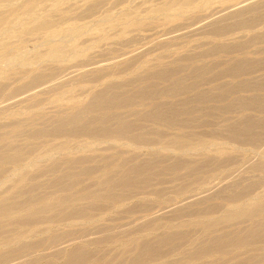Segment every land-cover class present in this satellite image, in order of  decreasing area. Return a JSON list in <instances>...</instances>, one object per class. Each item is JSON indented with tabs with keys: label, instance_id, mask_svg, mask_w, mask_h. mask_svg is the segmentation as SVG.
Here are the masks:
<instances>
[{
	"label": "rangeland",
	"instance_id": "obj_1",
	"mask_svg": "<svg viewBox=\"0 0 264 264\" xmlns=\"http://www.w3.org/2000/svg\"><path fill=\"white\" fill-rule=\"evenodd\" d=\"M102 1L103 0H99L98 4L96 5L97 7L92 9V10H95L92 12L96 13L98 11L97 14L93 13L94 14L93 16H92V13L83 14L82 16H80V19L82 17L84 18V19L82 18L83 20L82 19L80 20L79 16H77L78 19H75L74 21L78 24H84L88 32H91V31L96 30V29H103V30L105 29V31H107L110 35H112L115 33V31H114L115 29H110L108 27V25H110L112 21L107 16V13L110 14V12H111V15L115 14V16H117L118 15L117 11H119L121 6H123V7H121L120 10H125V8H126V10H128L129 8H130L129 10H131V7L133 10L137 5H139L138 0H126V1L125 0H122V1L119 0L121 2L120 5L116 4L118 0H116V1L114 0L116 3L115 2L113 3L112 0H108L109 2L107 0L106 1L104 0L103 2ZM150 1L151 0L148 1V5H153V4H151ZM154 1H152V3H154V4H155V2H156V4H158L159 2H161V3L164 2V0H161V1L156 0L155 2ZM214 1H216V0H214ZM149 2H150V4H149ZM103 3L105 4V6ZM135 3H137V5ZM209 4L210 3H207L206 6H208ZM214 4L218 5L219 3L218 2L212 3L210 5V8L208 7L206 9H204L205 10L204 13L200 14V12L204 11V10H200V11H198L199 13L196 12L195 14H193V13L192 14H190V13L185 14V15H183L184 17L182 16V18L180 17L179 19H177L175 21L176 23L170 24V26L166 25L165 29L168 27H169V29H166V31L168 30V32L165 34H168V35H164L165 29H163L164 32L161 31V33H159V34L157 33L155 36L150 37L151 39H144L145 41L143 39H142L143 41H141V39H137L139 41H136L135 38H134V40L132 38H131L132 40L128 39L129 41L123 40L129 44L131 42L130 45H132V46H129V44L126 45V43H125V46H123L124 45L123 41H119V42L115 41L117 44L122 42V46L120 45L121 43L118 44L119 46L114 45V43H115L114 41H113L114 43L112 45L111 44L112 40H110L111 42L109 41V43L105 46L108 49H110L107 54L103 53V54H101V56H98V57H95L92 59H85V61L81 59L82 63H80L81 60H79L80 62L77 60V63L76 62L74 63V68L72 67V70L69 69V71L71 70L70 72H68L67 70H65L63 68H62L63 70L62 69H56L57 67L50 68L51 66L49 67V64H46V65L43 64L44 66L42 65L41 66L42 68H39L41 70L34 71V73L33 72L29 73V75L27 74V76L26 75L22 76L21 77L22 79L21 80L19 79L17 82H13L11 84V82L14 81V79H11L9 81L10 85H8L9 83L6 86L4 84H0V86H1L0 87V110H1L0 114H2V115H0V137H1L0 138L1 139L0 144H2V142L4 144L6 143L5 145L2 144L4 146L0 145L1 146L0 147V155L2 154L5 156V155H9V154L13 155L14 153L17 154V156L19 157V161L16 163V166L18 165L19 167L17 166L16 168L22 169V173H23L21 176V179L17 180V178L13 176V173H14L13 169H15V167L14 166L11 167V164L10 165L6 164V163H10V162H5L4 160H2V161H4V163H2L0 161V183H1L0 189L3 190V188L5 187L3 192L0 191V192H2L0 195V199L4 200V196L6 198L9 197V198H7L8 200L5 199L7 201L4 200V203H5V205L8 204L7 206H10L12 208L11 209L10 207H7V208H10L12 210V211H10L11 213L9 212L8 215L6 214L2 217L0 216V222H1L0 223V256L3 254L4 255L6 254L5 256L0 257V262L2 261V263H0V264H6V263H8L7 261H11L12 264H69V262H71L70 260L73 259L70 256V253H71L70 251L73 252L75 250L78 251L79 254H81L84 251L83 254H81L79 256V257H83V258L80 259L79 257H77L79 254L77 255V252L75 251L77 256L74 255L75 252H73L72 254L75 256V258L77 257L76 259L80 260V262L75 261L76 259L74 258L75 260L73 259L74 260V261H72L73 263L71 262L70 264H83V263L84 264H130V263L131 264H134V263L145 264L147 261H148V263H146V264H155V263L156 264H164L165 261H169V260H171L172 262L169 261V262H167V264H173V263L174 264H180V263L183 264L185 261L187 262L186 264H247V263L251 264V262H252V264H264V244H262V243H264L263 242L264 241V235H263L264 234V211H263L264 208H263V210H261V214L259 211V214H256L257 212H255L253 214L255 216H253V215L251 216V217H255V218L251 219L249 217L250 218L249 219L248 217H244L245 218L244 221L242 220L243 218H241L240 221H238L239 219L237 221L234 220L236 223L234 221H232L231 223H227L228 228L225 227V229L223 226H225L226 224H224V225L222 224V225H220L221 227H217L218 230L220 229L219 231L217 230V228L214 229V230H217L216 232L214 230H209V234H208V231H206L205 227H204V226H207L205 224L210 223L208 221H214V219L220 217L219 216L220 213H221V215H223L224 213L231 210L232 207H237V208H240L242 210L245 207H246L245 209L249 208L248 206H254V207L257 205L260 206V204L264 201V164H263V162H264V158H263L264 157V155H263L264 149H262V147L264 148V122H263V120H264V110H263V108H264V51L263 50H264V48L262 49V46L264 47V35H263L264 34V31H263L264 30V21L262 20V18L264 19V17H263L264 11H262V10H264V9H260L262 7L261 5H263V4H260V6H261L260 8H259V5H258V7H255L256 9L254 7H252L253 11L252 10H250V11L245 10V12L246 11L247 12L246 13L244 12V15L249 16L248 19L247 18H244V19H247L249 22L252 21V23H254V26H252L253 24L250 22L252 24L251 25L252 28L248 27L249 25L246 26L247 28H245L244 26L239 27L238 23L240 22V25H241V23H244L245 20L243 21L242 18L244 16L240 15L241 13H238V14H235L234 17H233V15L232 16L229 15V17L227 18V15H226V18L228 20H229V18L231 20V17H232L231 22H230V20H229V22L225 21L226 23H229V24L230 23L232 24V21L236 22V20H233V18L238 19L240 17L239 18L240 21L236 22L237 24L235 22H233V25H231L232 28L230 27V25L227 24L231 28L230 29L228 27V31L226 28L227 26L224 24V20L222 19V18L225 19L224 16L221 17V19L223 20V21L221 20V22H223V24L221 22H219V23L217 22V19H220V18H218L219 16H216L217 18H215L214 16L211 17L212 20H213V18L216 20V24H218L217 26H216V24H214L215 21L213 23V22H211L212 20L207 17L208 20L210 19V22L205 21L204 24L207 23L205 25V27L207 28V25H208V28H209L213 25L212 27L214 28V30H211V28H212L211 27L210 31L207 28L209 32L207 30H206L207 31L206 32V31H204L206 28H203L204 24H202L204 21L203 20L204 19L203 14H205L206 12L209 13L211 8H212L211 6H213ZM133 5H136V6H133ZM108 6H114L113 10H112V7H110L111 8L110 9V8H108ZM127 7H128V9H127ZM137 7H139V6H137ZM142 7H143V5H141L139 7L140 9L135 8L136 10L134 9L135 10L134 12H139V10L141 11L143 9ZM97 8H98V10H97ZM105 8H108L109 10L105 9ZM263 8H264V5H263ZM103 9H105V10H103ZM258 9H260V12H258ZM254 10H257V11L254 12ZM106 11H107V13H106ZM100 12L103 14H101ZM253 12L257 13V14H254ZM104 13L106 14L107 17L104 15ZM260 13H262L263 15ZM99 14H100V16H99ZM85 15H86V17H88V18H86V20H85ZM186 15H188V16H186ZM193 15H195V16L197 15L196 16L197 18H195ZM236 15H239V16L237 17ZM95 16L96 17L98 16L99 18H96ZM198 16H201L202 19H201V17H198ZM248 16H246V17H248ZM251 16H252V18L255 17V20L253 19L254 21H256V19L258 17H260V18L257 19V22H254L251 19ZM74 17H76V16H74ZM93 17H94V19H93ZM188 17L190 19H191V17H192V19L195 18L196 21H198L200 19L201 22L198 21V25L200 23V25H202L203 27H201L200 25L196 27V25H197V24L195 25L196 21L193 22V24L190 23V22L194 21L195 19L183 21L184 18L188 19ZM95 18L97 19V21H95L96 20ZM207 18H205V19L207 20ZM98 19H99V21H98ZM100 19H103V20H100ZM227 19H225V20H227ZM241 19H242V21H241ZM249 19H251V20H249ZM105 20H108V21L106 22ZM181 20L184 23L189 24L188 29L186 28L187 26L184 24L186 26V27L184 26L186 28L185 29L186 31L183 30L184 29L183 27H182V30L180 28L178 29V27L180 25L183 26V24H180L177 22V21L181 22ZM247 20H246V23H248ZM183 22H181V23H183ZM258 22H260V24ZM208 23H211V24L209 25ZM220 24H222L225 27V29ZM171 25L172 26L173 25L174 26L179 25L178 27H176L177 30H175L174 26L172 27V28H174L173 31H175L174 35H173V31L169 32L172 29V28L170 29ZM191 25H192V27L194 26L195 28H199L198 30L196 29L197 32L202 28V31L204 33L200 32L201 31L200 30L199 34H197L195 31V28L192 30ZM214 26L217 27L216 28L217 31H215ZM218 26H221L223 29L221 30V27L219 28ZM233 26H234V28H233ZM242 27H244V28H242ZM190 29L192 30L191 34H190L191 36H188L189 34H187L186 32L189 30L188 33H190ZM179 30L181 32L185 31V33L181 34V33H179L180 32ZM259 30H260V32H262V33H259L260 36H259V34H257V32ZM177 31H179V32H177ZM213 31L217 32L214 37H213V35L211 36L212 33H210ZM192 32L194 33L193 35H192ZM215 32H213V34ZM176 34H178L180 37L179 36L177 37ZM255 34H257V35H255ZM160 35H162V37ZM217 35H221V36L217 37ZM243 35L246 37H244ZM158 36H160L161 38H159ZM170 36H172V37H170ZM154 37L157 38V43L160 45L157 46L156 42H154V39H155ZM168 37L170 39L171 38L172 39L170 40ZM173 37H175V38H173ZM183 37H185V38H183ZM235 37H236V39H235ZM255 37L258 40H256ZM30 38H32V37H30ZM30 38H29V36H25V41L27 40L26 42L28 43L27 44L24 42V45L26 44V46H25L26 51H28L31 48V46H33L35 44L34 41H32V42L28 41V39H30ZM86 38L87 37H85V36L83 38H80L79 42L84 41V43H82V44L86 45L87 44V42L85 43V41L87 40ZM224 38H225V40H224ZM231 38H232V40H231ZM237 38L238 39L240 38V39L237 40ZM259 38H261V39H259ZM247 39L249 41H247ZM147 40L149 42H147ZM229 40H230V42L233 41L234 43L233 42L230 43ZM245 40H246V42H245ZM11 41H13V40L11 39ZM150 41L152 43L154 42L155 44L154 43L150 44L151 43ZM237 41H239L240 43H238ZM142 42H144L145 44H143ZM223 42L227 46H225V45L223 46V44H224ZM235 42L239 45L237 46V44ZM133 43H135V44H133ZM249 43H251V44H249ZM234 44H235V46H234ZM108 45L109 46L111 45V46L108 47ZM143 45H144V47H143ZM146 45L148 46L147 48H146ZM149 45H151V46H149ZM155 45H156V47H154ZM215 45L217 46V48L219 45L220 46L217 49ZM220 47H221V49H220ZM222 47L225 48L226 50L223 49ZM116 48L118 51H116ZM141 48H143V49L145 48V49H147V51L150 49V51L146 52L145 49L142 50ZM215 48L217 49V51H214ZM255 48L257 49L258 54H257ZM138 49L142 50L141 53L137 52V53H139L137 55V53L135 52V56H132V52L134 53V51H136ZM208 49L211 52H209ZM140 50H138V51H140ZM153 50H155V52ZM151 51L154 54H152ZM123 52H125V53H123ZM128 52H130V53H128ZM142 52H144L145 54L147 53V54L145 56H143L144 53H142ZM127 53H128V55H127ZM140 54H143V55H140ZM121 56L123 57L124 60L121 58ZM131 56L134 57V59H131L132 58ZM159 56L162 58H160ZM232 57H233V59L230 60V58H232ZM138 58H139V61L137 63L132 62V61L138 60ZM140 58H141L142 62H141ZM237 58H238V60H237ZM239 58H241L242 61ZM242 58H244V60ZM128 59H131V60H128ZM158 59H160V61H158ZM155 60L158 61L157 64H156ZM233 60H234V62H233ZM126 61L128 63H130L129 61H131L132 64L136 63L138 65V67L136 64H133L135 66L132 65V67H131V66H129L130 64H128ZM223 61H225V62H223ZM228 61H230V62H228ZM240 61L243 63L241 64ZM125 62L128 64V66H129L128 68H131V70L130 69L128 70L127 67H125L126 65L123 66V64ZM152 62H154L153 65H152ZM231 62H233L234 65H232L233 63L230 64ZM235 63H236V65H235ZM77 64H80V65L78 66ZM71 65H72V63H71ZM75 65L77 66V68H75L76 67ZM115 65L117 67L119 65L123 66V67L119 66L118 68H116ZM3 66H4V63L0 62V73L4 69ZM142 66H143V68H142ZM155 66H157V68H154ZM114 67L116 68V70H114L115 69ZM147 67H149V68H147ZM162 67L164 70L162 69ZM212 67H215V68H212ZM226 67H227V69L225 71L224 69ZM243 67H245V68H243ZM248 67H249V69H248ZM112 68H113V70H112ZM146 68H147V71H142V69L146 70ZM210 68H212L213 70H211ZM42 69L43 70L48 69V70H45L43 73ZM110 69H111L112 73L114 72L113 73L114 75H112V74H110L111 76L108 75L109 73H111V71H109ZM125 69L128 70V71L126 70L129 73L128 75L125 74V72H126ZM138 69H140V70H138ZM156 69L158 71H155ZM159 69L160 70L162 69L161 71H163V73L160 74ZM200 69L201 70L203 69V70L200 71ZM228 69H229V71H228ZM241 69H242V71H241ZM97 70H99V71L102 70V71L97 73ZM103 70L106 71V73L109 72V73H107L108 76L105 75V72ZM206 70L208 72H206ZM38 71H40V72H38ZM80 71H83V73H81ZM115 71L116 72L121 71V72H119V74H118V72L116 73ZM131 71H133V72H131ZM134 71H135V75L137 73L138 76L137 75L132 76ZM149 71H150V73H149ZM209 71H212V72L210 73ZM230 71L233 73H231ZM234 71L235 72L237 71L240 74H237V72H236V74H234L235 73ZM36 72L38 73V75ZM101 72L105 76L101 75ZM144 72H145V75H144ZM155 72L157 74L159 73L160 75L163 74V76H159L160 78H158V76H157V74H155ZM193 72H194V74H193ZM41 73H43L44 75ZM94 73H95V75H98L100 79L98 78V76H94L93 75ZM120 73H123V74H120ZM139 73H141L142 75L141 74L139 75ZM164 73H166V74H164ZM32 74H34V75H32ZM35 75L39 76L41 78L43 77L42 79L40 78V83H39V77H37V80H38L37 84L38 85L35 83L29 84V83H31L32 79L35 80L34 79V78H36ZM91 75H92V77L94 76L95 79L97 78L99 80H94V77L91 78ZM103 76L106 79H104ZM198 76H200V78ZM203 76L205 79L202 78ZM28 77L32 78V79L31 80L27 79ZM81 77H83V78H81ZM89 77L91 78V80ZM195 77L197 80L199 79L198 83H196L197 80L194 79ZM81 79H89V81L82 80V82H84V84H85L84 85L82 82H80ZM200 80L202 81V84H201ZM76 81L78 82L77 84L79 85V87L77 84H76L77 86L74 84V83H76ZM98 81H101V82H98ZM26 82L27 83L29 82L28 84H29V87L31 89H29L27 92L23 93L20 96L22 101L18 102V100H17V102L19 103V104L17 103L18 104L17 105L15 99L11 98V96H13L14 93H17V92H15L17 90H14V89H16L15 85L21 87V83H22L24 86H27V85H25ZM79 82L81 83V85ZM102 82H105V84L103 83L101 85ZM86 84L88 85L87 87H86ZM83 85H84V87H82ZM7 86H9V87H7ZM173 86L175 87V89ZM177 86L181 87V89L179 87L177 88ZM193 86L195 88H193ZM183 87H184V89H183ZM172 89H174V90H172ZM177 89H179V90H177ZM214 89H216V90H214ZM83 90H84V93L82 92ZM86 90H88V91H86ZM9 91L11 93H9ZM63 91H64V93H63ZM71 91H72V93H71ZM95 91H96V93L98 92V94H96ZM169 91H172V92L174 91L173 92L174 94L172 92H171L172 94H170ZM219 91L221 92V95H220ZM12 92H13V94H12ZM80 92L82 94H80ZM62 93H63V95H61ZM93 93H94V95H93ZM73 94H77L76 95L77 97H75V95H73ZM215 94H216V96H215ZM6 95H9V97L11 99L8 98V96H6ZM57 95H59V96H57ZM69 95L71 98H73V100L71 99L73 102L68 99V98H70ZM138 96H139V98H138ZM55 97H56V99H55ZM80 97H82V98H80ZM140 97L142 98V100ZM7 98L10 100H8ZM6 99H7L8 103H7ZM12 99L15 102L11 101ZM78 99H80V101ZM45 100H47V101H45ZM51 100H53V101H51ZM60 101H61V103H60ZM254 101H255V103H254ZM1 102L5 103V105L2 104ZM26 102L27 103L29 102V104L26 105ZM32 102H33V104H32ZM34 102H35V105H37V103H40V104H38V106H35ZM241 102L243 103V106H242ZM69 103H71V104H69ZM246 103H248V106H246L247 105ZM250 103L251 104L253 103V104L251 105ZM6 104H7L8 108L6 107ZM24 104H25V106H24ZM78 104H80V105H78ZM20 105H21V107H20ZM30 105L32 107L34 105L33 109ZM66 105L69 108L67 110H66V108H67ZM225 105H226V107H225ZM260 105L262 108L260 107ZM9 106H11V108H9ZM22 106L26 107L27 110L25 108H23ZM245 107H246V109H245ZM248 107H250V108H248ZM2 108L4 110L6 108V111H4L6 113L2 112L3 111ZM241 108L243 111L241 110ZM257 108H258V110L259 109H261V110L258 111V110H256ZM181 109L183 111H185L186 114H184V112H182ZM186 110H187V112H186ZM134 111H137V112L135 113ZM131 112H133V113H131ZM142 112H146V113L143 114ZM175 112H176V114H175ZM12 113H13V115H12ZM30 113H31V115H30ZM130 113L133 115L134 114H136V115H134V117H133ZM179 113H181V114H179ZM4 114H7V115L4 116ZM10 114H11V116H10ZM241 115H243L242 117L245 116L244 119L241 117ZM20 116L23 119H21ZM172 116H175V117H172ZM158 117L159 118L161 117V118L158 119ZM163 117H165L164 120H163ZM166 117L167 118L169 117L168 118L169 121H168V119H166ZM12 118L14 120H12ZM15 118L17 119V121ZM10 119H11V121H8ZM161 119H162V121H161ZM245 119H247V120H245ZM242 120L244 123L243 122L241 123ZM259 120H261V121H259ZM13 121L15 124L13 123ZM248 121H251L250 123H252V121H253V124L249 125L250 127L248 126V124H250ZM12 124H14V125H12ZM32 124H33V126H32ZM121 124L122 125L124 124V125L120 126ZM164 124H166V125H164ZM254 124H255V126H254ZM252 125H253V127H252ZM11 126L14 127L15 131H17V129L19 131L15 132ZM15 126L17 129L15 128ZM115 127L118 128L119 130L117 131V129ZM122 127H124L125 129ZM11 129H12V131H11ZM247 129L249 131H247ZM40 131H41V133H40ZM119 131H121V133ZM164 131L167 134V136L166 135L163 136L165 138L162 137V135L165 133ZM14 132L16 133V135ZM38 132H39V134H38ZM83 132H85V133H83ZM124 132H126V133H124ZM105 133H107V134H105ZM157 133H159L160 135L162 133V135L160 136L161 139L159 138V136H158L159 134H157ZM172 133H175L176 138L178 137L177 136L178 134L179 135L181 134L182 137L179 136L177 138L178 139L177 140V139H175V136ZM187 133H188V136H187ZM243 133H244V135H243ZM247 133H249V135ZM11 134L14 135V138ZM108 134L109 135L111 134L110 136L115 137V141L108 139L109 138ZM122 134H123V137L126 139L122 138ZM168 134H170V135L168 136ZM196 134H198V135H196ZM2 135H4L5 139ZM120 135H121V137L119 138ZM228 135H229V137H228ZM7 136H10L13 139H9L10 137L7 138ZM94 136H96L95 139H93ZM135 137L138 138L139 140L136 139ZM116 138H118V139H116ZM121 138H122V141L119 140ZM151 138H153V139H151ZM154 138L157 139V141L154 140ZM229 138H230V141H229ZM3 139H4V141H2ZM133 139L134 140L136 139L135 141H137V142H135ZM165 139L166 140L172 139L173 141L175 140L177 142L181 141V142L187 143V144H189V142L191 144H196L200 140L205 141L204 144H208L207 142L209 141L212 144L215 143L214 144L215 147H210L209 145H206L202 151H197L196 153H195V151H193L194 153L190 152L189 154H187L186 152L185 153H182V152L179 153V152H173L170 150L168 151V150L164 149L165 147L163 148L162 146L160 147L159 144H161L162 140L164 142H166ZM236 139H237V141L235 142ZM9 140H11V141H9ZM132 140L134 142H132ZM152 140H153V142H152ZM7 141H9V142H7ZM107 141H108V143H107ZM139 141H140V143H139ZM143 141H144V143L145 142L146 143L144 144ZM122 142L124 143L125 147L123 146ZM154 142H155V147L153 145ZM61 143H63V144H61ZM125 143H127V144H125ZM128 143H130V146ZM131 143H132V145H131ZM8 144H10V145H8ZM51 144H52V149H51ZM67 145H68V147H67ZM5 146L6 147L10 146V148H12L11 151H9L10 148H7L8 150L5 149L4 148ZM47 147H48V149H51L52 151H50L48 149L46 150L45 148H47ZM53 147L56 148V149H54L56 153H54ZM57 147H59V149L61 148L62 150L61 149L59 150ZM2 149H3V151H1ZM4 149L7 151H5ZM45 150H46V152H48L50 154L51 158L46 157L47 158L46 159L45 157H43V158L40 157V159L42 158L41 159L42 161L39 159V161L37 162L40 164L36 163L34 165L27 166L28 161H30L33 158V156L37 157L38 154L40 155V154H42V152L44 153ZM262 150H263V152H262ZM5 152H6V154H5ZM26 152H30L31 154L29 155V153H26ZM19 153L21 154V156H19L20 155ZM17 156H15V157H17ZM23 156H24V158L25 157H28V158L23 161L22 160ZM184 156H185V158H184ZM20 157H22V158L20 159ZM179 158H181V160H179ZM200 158H202V159H200ZM189 159H190V162H189ZM261 160H262V162H261ZM63 161H65V162H63ZM21 164H22V166H21ZM259 165L261 166L260 169H259ZM262 166H263V169H262ZM24 167H26V168H24ZM27 170L30 171L29 174H28ZM112 170H115V172ZM107 172H110V173L108 174ZM121 173L123 175L124 174L125 175L121 176L122 175ZM27 174H28L29 178H28ZM106 174H107V177L104 176ZM11 176H13L14 178H12ZM104 177L106 180L104 179ZM122 177L123 178L125 177L126 180H125V178L123 179ZM15 178H16V180H15ZM108 178H110V179H108ZM13 179H14V181H13ZM21 182H23V183H21ZM106 183L108 186L106 185ZM8 184H10V185H8ZM19 185H20V187H19ZM98 185H100L99 188L97 187ZM233 185H234V187H233ZM17 186L19 188H17ZM104 186H105V188H104ZM110 186H112V187H110ZM212 186H213V188L218 187V189H214V192H213V189H211L213 194L210 193L211 191L206 190L207 192H209V193H207L205 191V189L207 187L210 188ZM220 186H222V187L219 188ZM224 186H227V188ZM102 187L104 188V190H107L108 192L104 191ZM9 188H11V189H9ZM96 188L101 189V191L100 190L98 191ZM113 188H114V190H113ZM95 189H96V191H95ZM174 189H175V191H174ZM221 189H223V190L221 191ZM254 189H255V191H254ZM90 190H94V191H92L93 193H91ZM116 190L117 191L119 190V192L123 193V195L120 194L119 192H117ZM9 191L11 192V194L9 193ZM114 191H115V193H114ZM116 192L119 196H117ZM101 193L102 194L105 193L106 198L108 200H106V199L103 200V198H105V196L104 197L102 196L103 198L100 197L102 195ZM108 193L109 194L111 193L110 194L111 199L107 197V196H109ZM203 193L205 195H203ZM92 194L95 195L94 198H93ZM99 194H101V195H99ZM234 194H236V196ZM245 194H247V195H245ZM96 195H97V199H95ZM120 195L122 197L125 195L124 196L125 200L127 199V198H125V197H127L126 195H128V200L127 201L122 200L121 202L119 201L116 203L114 200H117V197L119 198ZM200 195H202V196H200ZM115 196H116V199H115ZM194 196H196V197H194ZM253 196L258 197V198L256 197V200H258L259 197H260V199L258 201H256ZM10 197H12V198H10ZM80 197H81V199H78ZM185 197H186V200H185ZM229 197H231V198H229ZM59 198L60 199L65 198L66 200L62 199V201H61ZM228 198L230 199L231 202L229 201ZM58 199H59V201H58ZM71 199H74V200H71ZM54 200H55V202H54ZM60 201L63 203L61 204ZM89 201H92V202L89 203ZM193 201L195 202V204ZM196 201H197V203H196ZM233 201H235V202L233 203ZM9 202H11V203H9ZM13 202L14 203L16 202V203L14 204ZM36 202H37V204H36ZM53 203H55V205H57V206L55 207V205H53ZM184 203L185 204L187 203V204L185 205ZM191 203H193L194 205ZM263 203L261 204V206L264 205ZM16 204H17L18 209L16 207ZM30 204H31V206H30ZM43 204H44V206H43ZM47 204H48V206H47ZM231 204H233L234 206ZM241 204H243V205H241ZM39 205L43 206V208L46 210H42L43 209L42 208L40 210L42 211L43 214L40 211V212L32 215V217L30 218L31 215L29 214V212L31 210H34L35 207L37 208ZM45 205H46V207H48V209L45 207ZM103 205H105V206H103ZM121 205H122V207H121ZM25 206H26V208H25ZM73 206H74L75 211L73 209ZM128 206H129V208H128ZM238 206H240V207H238ZM64 207H65V209H64ZM119 207L122 209H119ZM142 207H144V208H142ZM169 207H170V210L167 209ZM51 208H52V210H51ZM78 208H79V210H78ZM171 208H172L173 212H172ZM225 208H227V209L225 210ZM59 209H60V212L58 211ZM61 209H63L62 212H61ZM68 209H70V210L72 209L73 210L72 213L70 210H69L70 211V213H69ZM131 210L133 211L132 213H131ZM158 210L159 211L161 210V211L159 212ZM15 211H16V213H15ZM54 211L56 212L57 215L55 214ZM65 211L68 212V216L66 214L67 212L65 213ZM77 211H78V213H77ZM80 212L83 215L82 217H81V215H79ZM75 213H77V214H75ZM86 213H88L89 215ZM205 214L207 217L205 216ZM22 215L24 216V218ZM212 215H213V217H212ZM65 216H66V220L62 219ZM75 216H77L79 218V220ZM16 217H18L19 220ZM44 217H45V219H44ZM58 217L62 220L59 221ZM80 217L82 218V220H80ZM89 217H91V218H89ZM210 217H212V218L210 219ZM75 218H76V220H74ZM90 219H92V220L94 219L93 220L94 222ZM202 219H204L205 222H201V221H203ZM16 220H18V221H16ZM42 221H44V222H42ZM51 221L52 222L54 221V222L52 223ZM85 221H86V223H85ZM72 222H74L76 224L74 225V224H72ZM196 222H197V224H196ZM233 222L235 223V225ZM237 222H239V223L237 224ZM240 222H241V224H240ZM179 223L182 224L183 226H181ZM232 223H233V226L231 225L229 227V224H232ZM257 223H259V224L257 225ZM161 226H162V228H161ZM170 227L171 228L173 227V228L171 229ZM221 228H222V230H221ZM256 228H257L258 232H256ZM23 229L25 232L23 231ZM56 229H58V230H56ZM197 230H199V231H197ZM203 230H204V232H203ZM252 230H254L256 233ZM35 231H37V232H35ZM210 232H211V234H210ZM234 232H235V234H234ZM251 232H253V233H251ZM21 233H23V234H21ZM29 233H30V235H29ZM166 233H167V235H166ZM170 233H171V235H170ZM244 233H246L245 235H249V238H248V236H244ZM260 233L263 236L260 235ZM219 234H222V237ZM250 234L252 235L253 238L250 237L251 236ZM253 234H255V235L253 236ZM26 235H27V237H26ZM28 235H29V237H28ZM235 235L238 236L237 241H236L237 237ZM53 236H54V239H53ZM165 236H167V238ZM215 236H218V237H215ZM219 236H220V238H219ZM257 236H259V237H257ZM122 237L124 238V240ZM173 237L175 239H173ZM234 237H236V238H234ZM239 237H240V239H239ZM245 237H247V239L245 241L244 240L241 241V239H245ZM48 238H52V239L50 240ZM117 238H119V239H117ZM15 239H16V241H15ZM17 239L20 242H18ZM19 239H21V240H19ZM108 239H110V240H108ZM131 239L132 240L134 239L133 242ZM135 239H137V240L135 241ZM161 239H163V240H161ZM211 239H213L212 240L213 242L210 241ZM229 239L231 240V242ZM256 239H258V240H256ZM22 240H23V242H22ZM33 240H35V241H33ZM106 240H108L109 242ZM197 240L199 241V243ZM201 240H202V242H201ZM216 240H217V242L218 241L219 242L217 243ZM222 240H223V242L224 241L225 242L222 243ZM251 240H252V242H251ZM105 241L108 243H105ZM243 241H244V243H243ZM35 242H36V245L34 244ZM110 242H112V243H110ZM137 242H139L142 245V247L139 243L137 244ZM162 242H163V244L165 242V244L163 246H161ZM208 242L209 243L211 242V243L209 244ZM241 242H242V244H241ZM21 243H23L25 246L22 245ZM26 243H28V245ZM134 243H135V245H134ZM226 243H227V246H226ZM248 243H251V244H248ZM206 244L207 245L209 244V245L206 246ZM212 244H213V246H212ZM150 245H153V246H150ZM60 246H63V247H60ZM216 246H218L219 249H216V248H218ZM61 248H63L62 249L63 251L61 250ZM150 248H154V249H150ZM121 249H123V250H121ZM141 250H145V251H141ZM183 250H185V251L188 250L187 251L188 253L187 252L185 253V251L183 252ZM200 250H202V251H200ZM218 250L223 251V252L225 251V252L219 253ZM8 251H10V252H8ZM20 251H21V253H20ZM140 251L143 253H141ZM210 251H211V253H210ZM7 252L9 254H7ZM124 252H126V253H124ZM145 252H147L146 255L144 254ZM150 252H151V254H150ZM200 252H202V253H200ZM123 253H124V255H123ZM137 253H139V254H137ZM140 253L142 255L144 254L142 256V258H141ZM148 254H150V255H148ZM193 254H195L197 256H195ZM68 255L70 256V257H68L69 262L66 261V260H68L67 259ZM136 255L137 256L139 255V257L136 258ZM84 256H86V257H84ZM158 256L160 259H158ZM125 257H126V259H125ZM130 257L131 258L133 257L132 258L133 260L139 259L140 261L137 260L138 262L134 261V263H133L132 262L133 260L130 259ZM4 258H5V263H3ZM129 260H130V262H129ZM141 261H143V262H141ZM149 261H151L152 263H150ZM188 261H189V263H188ZM248 261L249 262L251 261V262L249 263ZM11 262H9V264H11ZM127 262H129V263H127ZM256 262H258V263H256Z\"/></svg>",
	"mask_w": 264,
	"mask_h": 264
},
{
	"label": "bare ground",
	"instance_id": "obj_2",
	"mask_svg": "<svg viewBox=\"0 0 264 264\" xmlns=\"http://www.w3.org/2000/svg\"><path fill=\"white\" fill-rule=\"evenodd\" d=\"M104 1V0H103ZM102 1V2H103ZM106 1V0H105ZM108 1V0H107ZM113 1V3L116 1H114V0H112ZM119 1V0H118ZM117 1V5H120L121 4V2L120 1H122V0H120L119 2ZM126 1V0H125ZM139 1V5H137V3H135L137 6H141V5H143V9L140 11L139 10V12H134L136 9L135 8H138V9H140L139 7H137L136 5H133V6H136L133 10H132V7H131V10H129L128 9V7H127V9L128 10H126V8H125V10H120L121 9V7H123V6H121L120 7V9H119V11H117L118 13V15L117 16H115V14L113 15H111V12H110V14L109 13H107V11H106V13H107V16L111 19V24L110 25H108V27L110 28V29H115L114 31H115V33L114 34H112V35H110L107 31H105V29L103 30V29H96V30H93V31H91V32H88L87 31V29H86V27H85V25L84 24H78V23H76L74 20L75 19H78V17L77 16H79V19H80V16H82L83 14H88V13H92V16L94 15L93 13H95V12H92V11H95V10H92V9H94L95 7H97L96 5L98 4V2H99V0H0V62H2V63H4V69L2 70V72L0 73V84H4L5 86L9 83V81L11 80V79H14V81H12L11 82V84L13 83V82H17L19 79L21 80L22 78V76H24V75H26L27 76V74L29 75V73H34V71H37V70H41V69H39V68H42L41 66L44 64V65H46V64H49V67L50 68H52V67H57L56 69H65V70H67L68 72H70L71 70H72V67L74 68V63L76 62L77 63V60L79 61V60H84L85 61V59H92V58H95V57H98V56H101V54H103V53H108L109 52V50L110 49H108L107 47H105L108 43H109V41L110 40H112V45H113V43L116 41H123V40H128V39H130V40H134V38L136 39V41H139V40H137V39H141V41H143L144 39H151L150 37H152V36H155L157 33L159 34V33H161V31L162 32H164V35H168V34H165V33H167L168 32V30L166 31V29H169V27L168 26H170V24H173V23H176L175 21L177 20V19H179L180 17L182 18V16L183 15H185V14H195L196 12H198V11H200V10H204V9H206V8H210V5L212 4V3H214V2H218L219 4L218 5H213V6H211L212 8H211V10H210V12L209 13H205V14H203L204 16V21H203V23L202 24H204V22L205 21H209L210 22V19H211V17H215V18H217L216 16H219L218 18H220V19H217V22L219 23V22H221V20L223 19L224 20V24L227 26L226 28H227V31H228V25H230V27L232 28V26L231 25H233V22H235V21H232V24L230 23H226L225 21H227V22H229V20H230V18H229V20L227 19L228 17H229V15L230 16H232L233 15V17L235 16V14H238V13H241L240 15H243L244 17L242 18L243 19V21L245 20V22L244 23H241V25H240V20H239V18L238 19H234L233 18V20H236V22L238 21L239 23H238V25H239V27H241V26H244L245 28H247L246 26H248V27H250V28H252V26H254V23H252V21H248L247 19L249 18V16L248 15H244V12H245V10H247V11H250V10H252V7H258V5H259V8L260 9H264L263 8V5H264V0H216V1H214V0H164V2L163 3H161V2H157L158 4H156V0L154 1V0H151L150 2H151V4H153V5H148V1L149 0H138ZM141 1V2H140ZM152 1H154L155 2V4L154 3H152ZM161 1V0H160ZM97 2V3H96ZM109 2V1H108ZM111 2V1H110ZM150 2H149V4H150ZM106 3V2H105ZM119 3V4H118ZM127 3V2H126ZM207 3H210L208 6H206V4ZM104 4V3H103ZM109 4V3H108ZM115 4V5H116ZM260 4H263V5H261L260 6ZM100 5V4H99ZM102 5V4H101ZM107 5V4H106ZM114 5V6H115ZM256 5V6H255ZM104 6H105V4H104ZM103 6V7H104ZM114 6H108V8H110V7H112V10H113V8H114ZM119 7V6H118ZM108 8H105V9H108ZM251 8V9H250ZM100 9V8H99ZM105 9H103V10H105ZM111 9V8H110ZM117 9V8H116ZM123 9V8H122ZM256 9V8H255ZM260 9H258V12H260ZM97 10H98V8H97ZM109 10V9H108ZM243 11V12H242ZM246 11V12H247ZM253 11V10H252ZM255 11H257V10H254V12ZM262 11H264V10H262ZM261 11V12H262ZM98 12V11H97ZM97 12L95 13V14H97ZM205 12V10L203 11V12H200V14L201 13H204ZM245 12V13H246ZM253 12V13H254ZM101 13V12H100ZM199 13V12H198ZM76 14V15H75ZM101 14H103V13H101ZM250 14V13H249ZM254 14H257V13H254ZM260 14H262V13H260ZM264 14V13H263ZM262 14V15H263ZM104 15L106 16V14L104 13ZM198 15V14H197ZM196 15V16H197ZM226 15H227V18H226ZM252 15V14H251ZM74 16H76V17H74ZM91 16V15H90ZM89 16V17H90ZM99 16H100V14H99ZM104 16V17H105ZM106 16V17H107ZM186 16H188V15H186ZM195 18H197L195 15H193ZM202 16V15H201ZM201 16H198V17H201ZM225 17V19H227V20H225L224 18H222L221 19V17ZM237 17L239 16V15H236ZM246 16H248V17H246ZM253 16V15H252ZM252 16H251V19L253 20H255V17L254 18H252ZM260 16V15H259ZM96 17V16H95ZM184 17V16H183ZM210 18L209 20H208V18ZM242 17V16H241ZM261 17V16H260ZM260 17H258V18H260ZM264 17V16H263ZM83 18V17H82ZM81 18V19H82ZM86 18H88V17H86V15H85V20H86ZM96 18H99L98 16L96 17ZM95 18V19H96ZM103 18V17H102ZM113 18V19H112ZM195 18H193L192 19V17H191V19L192 20H194ZM205 18H207V20L205 19ZM244 18H247V19H244ZM257 18V19H258ZM80 19V20H81ZM84 19V18H83ZM82 19V20H83ZM93 19H94V17H93ZM189 17H188V19H183V21H186V20H191ZM201 19H202V17H201ZM242 19H241V21H242ZM251 19H249V20H251ZM257 19H256V21H254V22H257ZM100 20H103V19H100ZM212 20V19H211ZM222 20V21H223ZM231 20H232V17H231ZM231 20H230V22H231ZM246 20L248 21V23H246ZM262 20L264 21V19L262 18ZM79 21V20H78ZM94 21V20H93ZM95 21H97V19L95 20ZM98 21H99V19H98ZM106 22L108 21V20H105ZM182 20H181V22H183ZM196 21V19L194 20V21H192V22H190V23H192L193 24V22H195ZM198 21H200L201 22V20L199 19ZM198 21H196V23H195V25H196V27L197 26H199L200 25V23H199V25H198ZM214 21H215V23H214ZM104 22V21H103ZM178 23H180V24H183V26L182 25H178V26H174V28H175V30H177L176 29V27H178V29L180 28L181 30H182V27L184 28L183 30H185L186 28L188 29L189 28V24H186V23H181L180 21H177ZM189 22V21H188ZM211 22H213L214 24H216V20L213 18V20L211 21ZM235 22V23H236ZM80 23V22H79ZM177 23V24H178ZM212 23V24H213ZM222 24H223V22H221ZM250 23V24H249ZM259 24H260V22H258ZM187 26H185V25ZM207 24V23H206ZM206 24H204L203 26L202 25H200L201 27H203V28H206L205 27V25ZM209 25L211 24V23H208ZM222 24H220L221 26H223ZM228 24V25H227ZM237 24V23H236ZM262 24V23H261ZM166 25H168L167 27L168 28H166L165 29V26ZM218 24H216V26H217ZM235 25V24H234ZM252 25V26H251ZM99 26V25H98ZM172 25H171V27H170V29L173 27ZM186 28H185V27ZM213 26V25H212ZM211 26V27H212ZM216 26H214L215 27V31H217V27ZM221 26H218L219 28L221 27ZM191 27H192V25H191ZM190 27V28H191ZM200 27V28H201ZM211 27H209L208 28V25H207V28L209 29V31H210V28ZM224 27V26H223ZM229 27V28H230ZM237 27V26H236ZM244 27H242V28H244ZM263 27V26H262ZM108 28V29H109ZM174 28H172L171 29V31H169V32H172L173 31V29ZM195 27L193 26L192 27V30L194 29ZM205 29L204 31H208V29ZM218 28V29H219ZM230 28V29H231ZM233 28H234V26H233ZM254 28V27H253ZM163 29H165L164 31H163ZM199 29V28H195V31H196V33L197 34H199V31L200 32H203L202 31V28L197 32V30ZM223 28L221 27V30H222ZM224 29H225V27H224ZM240 29V28H239ZM191 29H190V33H188L189 32V30L186 32L187 34H189L188 36H191L190 34H191V31H192ZM211 30H214V28L212 27L211 28ZM234 30V29H233ZM232 30V31H233ZM180 31V30H179ZM179 31H177V32H179ZM186 31V30H185ZM185 31H183V32H179V33H181V34H184L185 33ZM194 31V32H195ZM206 31V32H207ZM208 31V32H209ZM215 31H213V32H215ZM220 31V30H219ZM244 31V30H243ZM255 31V30H254ZM264 31V30H263ZM175 31H173V35L175 34L174 33ZM205 32V33H206ZM213 32H210V33H212L211 34V36L213 35V37L215 36V34L217 33V32H215L214 34H213ZM222 32V31H221ZM256 32V31H255ZM204 33V32H203ZM228 33V32H227ZM259 33H262V32H260V30L257 32V34H259ZM163 34V33H162ZM194 33L192 32V35H193ZM201 34V33H200ZM208 34V33H207ZM221 34V33H220ZM223 34V33H222ZM254 34V33H253ZM257 34H255V35H257ZM172 35V36H173ZM177 35V37L179 36L178 34H176ZM210 35V34H209ZM245 35V34H244ZM243 35V36H244ZM264 35V34H263ZM262 35V36H263ZM25 36H29V38L30 37H32V38H30V39H28V41L30 42H32V41H34V45L33 46H31V48L28 50V51H26L25 50V46H26V44L24 45V42L25 43H27L26 41H25ZM87 37L86 39V41H85V43L87 42V44L86 45H83L82 43H84V41H80L79 42V39L80 38H83V37ZM161 37H162V35H160ZM160 36H158L159 38H161ZM172 36H170V37H172ZM184 36V35H183ZM187 36V35H186ZM185 36V37H186ZM221 35H217V37H220ZM242 36V37H243ZM251 36V35H250ZM249 36V37H250ZM259 36H260V34H259ZM258 36V37H259ZM34 37V38H33ZM176 37V36H175ZM175 37H173V38H175ZM180 37V36H179ZM182 37V36H181ZM185 37H183V38H185ZM240 37V36H239ZM244 37H246V36H244ZM243 37V38H244ZM254 37V36H253ZM27 38V37H26ZM132 38V39H131ZM155 38V37H154ZM169 38V37H168ZM187 38V37H186ZM263 38V37H262ZM11 39L13 40V41H11ZM114 39V40H113ZM143 39V40H142ZM156 39V40H155ZM154 39V42H156V44H157V46L158 45H160V44H158L157 43V38H155ZM170 39V38H169ZM172 39V38H171ZM170 39V40H171ZM235 39H236V37H235ZM240 39V38H239ZM238 38H237V40H239ZM254 39V38H253ZM255 39H256V37H255ZM259 39H261V38H259ZM160 40V39H159ZM224 40H225V38H224ZM231 40H232V38H231ZM234 40V39H233ZM256 40H258V39H256ZM255 40V41H256ZM114 41V42H113ZM129 41V40H128ZM145 41V40H144ZM235 41V40H234ZM247 41H249L248 39H247ZM251 41V40H250ZM111 42V41H110ZM114 43V45H117V46H119L118 44H120L121 46H122V42H120V43ZM124 43V45L123 46H125V43H126V45L127 44H129V43H127V42H125V41H123ZM135 42V41H134ZM147 42H149L148 40H147ZM151 42V41H150ZM153 42V43H154ZM159 42V41H158ZM218 42V41H217ZM229 42H230V40H229ZM231 42H233V41H231ZM230 42V43H231ZM238 43H240L239 41H237ZM245 42H246V40H245ZM258 42V41H257ZM143 44H145L144 42H142ZM152 42L150 43V44H153ZM212 43V42H211ZM220 43V42H219ZM224 43V42H223ZM222 43V44H223ZM234 43V42H233ZM236 43V42H235ZM28 44V43H27ZM31 44V43H30ZM130 44H131V42H130ZM129 44V46H132V45H130ZM133 44H135V43H133ZM149 44V43H148ZM155 44V43H154ZM228 44V43H227ZM237 44V43H236ZM249 44H251V43H249ZM260 44V43H259ZM218 45V44H217ZM227 46L225 43L223 44V46ZM239 44H237V46H238ZM245 45V44H244ZM111 46V45H110ZM109 45H108V47H110ZM149 46H151V45H149ZM153 46V45H152ZM216 46V45H215ZM214 46V47H215ZM220 46V45H219ZM219 46H218V48H219ZM229 46V45H228ZM234 46H235V44H234ZM247 46V45H246ZM142 47V46H141ZM143 47H144V45H143ZM148 46L146 45V48H147ZM154 47H156V45L154 46ZM213 47V48H214ZM135 48V47H134ZM140 48V47H139ZM150 48V47H149ZM148 48V49H149ZM216 48H217V46H216ZM215 48V49H216ZM217 48V49H218ZM223 48V47H222ZM229 48V47H228ZM264 47L262 46V49H263ZM112 49V48H111ZM142 50H144L143 48H141ZM211 49V48H210ZM214 49V51H217V49L215 50ZM220 49H221V47H220ZM223 49H225V48H223ZM256 49V48H255ZM261 49V48H260ZM113 50V49H112ZM115 50V49H114ZM138 50H140V49H138ZM138 50H136V51H134V53L132 52V56H135V52L137 53V52H140L141 53V51L142 50H140V51H138ZM213 50V49H212ZM226 50V49H225ZM116 51H118L117 50V48H116ZM145 51L146 52H149L150 51V49L147 51V49H145ZM144 51V52H145ZM154 52H155V50H153ZM208 51L209 52H211L209 49H208ZM252 51V50H251ZM264 51V50H263ZM262 51V52H263ZM122 52V51H121ZM120 52V53H121ZM144 52H142V53H144ZM206 52V51H205ZM256 52H257V49H256ZM255 52V53H256ZM123 53H125V52H123ZM128 53H130V52H128ZM128 53H127V55H128ZM151 53H152V51H151ZM150 53V54H151ZM226 53V52H225ZM251 53V52H250ZM134 54V55H133ZM139 53H137V55H138ZM147 54V53H146ZM145 53H144V55L143 54H140V55H143V56H145L146 55ZM152 54H154V53H152ZM230 54V53H229ZM253 54V53H252ZM257 54H258V52H257ZM122 55V54H121ZM130 55V54H129ZM157 55V54H156ZM126 56V55H125ZM131 56V57H132ZM148 57V56H147ZM155 57V56H154ZM160 57V56H159ZM244 57V56H243ZM121 58L123 59V57L121 56ZM130 58V57H129ZM142 58V57H141ZM141 58H140V60H141ZM160 58H162V57H160ZM236 58V57H235ZM131 59H134V57H132ZM131 59H128V60H131ZM152 59V58H151ZM155 59V58H154ZM153 59V60H154ZM233 59V57L232 58H230V60H232ZM240 60H241V58H239ZM243 60H244V58H242ZM247 59V58H246ZM82 60H81V62L80 63H82ZM124 60V59H123ZM122 60V61H123ZM144 60V59H143ZM148 60V59H147ZM162 60V59H161ZM237 60H238V58H237ZM89 61V60H88ZM139 61V58H138V60H136V61H132V62H138ZM152 61V60H151ZM158 61H160V59H158ZM157 60H155V62H156V64H157V62H158ZM227 61V60H226ZM236 61V60H235ZM242 61V60H241ZM240 61V62H241ZM87 62V61H86ZM127 62V61H126ZM125 62V63H126ZM130 63H128V64H130L129 66H131L132 67V65L133 64H136V63H133L132 64V62L131 61H129ZM141 62H142V60H141ZM140 62V63H141ZM223 62H225V61H223ZM222 62V63H223ZM228 62H230V61H228ZM233 62H234V60H233ZM233 62H231L230 64H232ZM239 62V61H238ZM71 63H72V65H71ZM84 63V62H83ZM121 63V62H120ZM123 64V66H125V67H127V69L129 70H131V68H128L129 66H128V64L126 63V64ZM153 63L154 62H152V65H153ZM160 63V62H159ZM227 63V62H226ZM225 63V64H226ZM243 62H241V64H242ZM246 63V62H245ZM248 63V62H247ZM252 63V62H251ZM117 64V63H116ZM148 64V63H147ZM162 64V63H161ZM221 64V63H220ZM224 64V63H223ZM228 64V63H227ZM240 64V63H239ZM43 65V66H44ZM71 65V66H70ZM78 66L80 65V64H77ZM118 65V64H117ZM137 65V64H136ZM140 65V64H139ZM146 65V64H145ZM159 65V64H158ZM232 65H234V63L232 64ZM235 65H236V63H235ZM76 66V65H75ZM120 66V65H119ZM118 66V67H119ZM123 66H120V67H123ZM133 66H135V65H133ZM223 66V65H222ZM221 66V67H222ZM242 66V65H241ZM47 67V66H46ZM59 67V68H58ZM61 67V68H60ZM115 67L116 68H118L116 65H115ZM114 67V68H115ZM137 67H138V65H137ZM150 67V66H149ZM149 67H147V68H149ZM164 67V66H163ZM163 67H162V69H163ZM233 67V66H232ZM44 68V67H43ZM75 68H77V66L75 67ZM116 68L114 69V70H116ZM140 68V67H139ZM142 68H143V66H142ZM147 68H146V70L144 69H142V71H147ZM151 68V67H150ZM154 68H157V66H155ZM212 68H215V67H212ZM212 68H210L211 70H213ZM242 68V67H241ZM243 68H245V67H243ZM251 68V67H250ZM55 69V68H54ZM55 69V70H56ZM62 69V70H63ZM69 69H71L70 71H69ZM127 69H125V71L127 70ZM152 69V68H151ZM161 69V70H162ZM223 69V68H222ZM226 69H227V67L224 69L225 71H226ZM235 69V68H234ZM248 69H249V67H248ZM43 70V69H42ZM45 70H48V69H45ZM45 70H43V73H44V71ZM50 70V69H49ZM112 70H113V68H112ZM127 70V71H128ZM137 70V69H136ZM138 70H140V69H138ZM160 70V69H159ZM160 70V74L161 73H163V71H161ZM164 70V69H163ZM203 70V69H202ZM201 69H200V71H202ZM209 70V69H208ZM245 70V69H244ZM100 71H102V70H100ZM99 70H97V73L98 72H100ZM104 71V70H103ZM108 71V70H107ZM109 71H111V69L109 70ZM125 72V74H129L128 72ZM154 71V70H153ZM155 71H158L157 69L155 70ZM228 71H229V69H228ZM241 71H242V69H241ZM38 72H40V71H38ZM65 72V71H64ZM81 73H83V71H80ZM96 72V71H95ZM105 72V75L106 76H108V75H110V74H112V75H114L113 73H112V71H111V73H109V72H107V73H109L108 75H107V73H106V71H104ZM116 72V71H115ZM118 72V71H117ZM116 72V73H117ZM119 72H121V71H119ZM119 72H118V74H119ZM131 72H133V71H131ZM139 72V71H138ZM152 72V71H151ZM167 72V71H166ZM205 72V71H204ZM206 72H208L207 70H206ZM210 73L212 72V71H209ZM231 72V71H230ZM235 72V71H234ZM237 72V71H236ZM236 72L234 73V74H236ZM37 73V72H36ZM35 73V74H36ZM43 73H41V74H43ZM86 73V72H85ZM143 73V72H142ZM149 73H150V71H149ZM158 73V74H159ZM202 73V72H201ZM231 73H233V72H231ZM40 74V73H39ZM120 74H123V73H120ZM141 73H139V75H140ZM155 74H157L156 72H155ZM157 74V76H158V78H160L159 76H163V74L162 75H158ZM164 74H166V73H164ZM193 74H194V72H193ZM197 74V73H196ZM195 74V75H196ZM237 74H240V73H238L237 72ZM32 75H34V74H32ZM37 75H38V73H37ZM44 75V74H43ZM85 75V74H84ZM94 76H98V75H95V73L93 74ZM101 75H104L102 72H101ZM104 75V76H105ZM135 75V71H134V73L132 74V76H134ZM136 75L138 76V74L136 73ZM135 75V76H136ZM142 75V74H141ZM144 75H145V72H144ZM200 75V74H199ZM202 75V74H201ZM205 75V74H204ZM36 76V75H35ZM34 76V77H35ZM41 76V75H40ZM46 76V75H45ZM93 76V77H94ZM103 76V77H104ZM111 76V75H110ZM117 76V75H116ZM206 76V75H205ZM33 77V76H32ZM37 77H39V76H36V78H34L35 80H33L32 78H27V79H32L31 80V83H29V84H37L38 83V80H37ZM92 77V75H91V78H93ZM140 77V76H139ZM142 77V76H141ZM199 78H200V76H198ZM40 78L41 77H39V83H40ZM43 78V77H42ZM41 78V79H42ZM81 78H83V77H81ZM90 78V77H89ZM91 78H90V80H91ZM98 78H99V76H98ZM111 78V77H110ZM165 78V77H164ZM193 78V77H192ZM202 78H204V76L202 77ZM26 79V78H25ZM100 79V78H99ZM99 79H95V77H94V80H99ZM102 79V78H101ZM104 79H106L105 77H104ZM114 79V78H113ZM120 79V78H119ZM194 79H196V77L194 78ZM205 79V78H204ZM82 80H86V81H89V79H81L80 80V82H82ZM108 80V79H107ZM116 80V79H115ZM114 80V81H115ZM118 80V79H117ZM197 80V79H196ZM199 80V79H198ZM198 80H197V82L196 83H198ZM37 81V82H36ZM93 81V80H92ZM113 81V80H112ZM22 82V81H21ZM79 82V83H80ZM98 82H101V81H98ZM97 82V83H98ZM195 82V81H194ZM193 82V83H194ZM200 82H201V84H202V81L200 80ZM19 83V82H18ZM27 83V82H26ZM25 83V85H27V86H24L22 83H21V87L20 86H17V85H15V88L16 89H14V90H17V91H15V92H17V93H14V95L13 96H11V98H13V99H15V101H16V104L18 103V102H21L22 101V99L20 98V96L23 94V93H25V92H27L29 89H31L30 87H29V84L27 83L26 84ZM78 82L76 81V83H74L75 85L77 84ZM83 84H84V82H82ZM94 83V82H93ZM105 84V82H102L101 83V85L102 84ZM107 83V82H106ZM181 83V82H180ZM204 83V82H203ZM73 84V83H72ZM96 84V83H95ZM99 84V83H98ZM108 84V83H107ZM106 84V85H107ZM195 84V83H194ZM200 84V83H199ZM8 85H10V83L8 84ZM20 85V84H19ZM38 85V84H37ZM74 85V86H75ZM78 85V84H77ZM76 85V86H77ZM80 85H81V83H80ZM85 85V84H84ZM84 85L82 86V87H84ZM105 85V86H106ZM177 85V84H176ZM175 85V86H176ZM180 85V84H179ZM17 86V87H16ZM32 86V85H31ZM36 86V85H35ZM73 86V85H72ZM88 85L86 84V87H87ZM184 86V85H183ZM1 87V86H0ZM4 87V86H3ZM7 87H9V86H7ZM33 87V86H32ZM69 87V86H68ZM78 87H79V85H78ZM81 87V86H80ZM101 87V86H100ZM174 87V86H173ZM179 86H177V88H178ZM13 88V87H12ZM180 89H181V87H179ZM193 88H195L194 86H193ZM5 89V88H4ZM77 89V88H76ZM87 89V88H86ZM174 89H175V87H174ZM174 89H172V90H174ZM183 89H184V87H183ZM182 89V90H183ZM211 89V88H210ZM13 90V89H12ZM13 90V91H14ZM71 90V89H70ZM78 90V89H77ZM85 90V89H84ZM84 90L82 91L83 93H84ZM89 90V89H88ZM88 90H86V91H88ZM177 90H179V89H177ZM214 90H216V89H214ZM5 91V90H4ZM11 91V90H10ZM9 91V93H11ZM67 91V90H66ZM181 91V90H180ZM221 91V90H220ZM219 91V92H220ZM223 91V90H222ZM62 92V91H61ZM60 92V93H61ZM94 92V91H93ZM172 91H169V93L170 94H172L171 93ZM177 92V91H176ZM210 92V91H209ZM63 93H64V91H63ZM63 93L61 94V95H63ZM66 93V92H65ZM70 93V92H69ZM68 93V94H69ZM71 93H72V91H71ZM75 93V92H74ZM86 93V92H85ZM95 93H96V91H95ZM214 93V92H213ZM218 93V92H217ZM223 93V92H222ZM8 94V93H7ZM12 94H13V92H12ZM58 94V93H57ZM80 94H82L81 92H80ZM96 94H98V92L96 93ZM174 94V93H173ZM177 94V93H176ZM219 94V93H218ZM217 94V95H218ZM11 95V94H10ZM73 95H75V97H77L76 95L77 94H73ZM93 95H94V93H93ZM220 95H221V92H220ZM6 96H8V98H10L9 97V95H6ZM5 96V97H6ZM57 96H59V95H57ZM97 96V95H96ZM215 96H216V94H215ZM219 96V95H218ZM65 97V96H64ZM69 97H70V95H69ZM211 97V96H210ZM7 98V99H8ZM10 98V99H11ZM60 98V97H59ZM79 98V97H78ZM80 98H82V97H80ZM138 98H139V96H138ZM141 98V97H140ZM7 99H6V101H7ZM10 99H8V100H10ZM11 100V101H14V100ZM55 99H56V97H55ZM54 99V100H55ZM62 99V98H61ZM69 100H73V98H68ZM84 99V98H83ZM82 99V100H83ZM113 99V98H112ZM111 99V100H112ZM17 100H18V102H17ZM71 100V101H72ZM75 100V99H74ZM79 101H80V99H78ZM114 100V99H113ZM141 100H142V98H141ZM140 100V101H141ZM10 101V102H11ZM14 101V102H15ZM45 101H47V100H45ZM51 101H53V100H51ZM77 101V100H76ZM252 101V100H251ZM13 102V103H14ZM31 102V101H30ZM55 102V101H54ZM73 102V101H72ZM71 102V103H72ZM128 102V101H127ZM253 102V101H252ZM2 104H4L5 105V103H3V102H1ZM7 103H8V101H7ZM12 103V104H13ZM53 103V102H52ZM60 103H61V101H60ZM71 103H69V104H71ZM140 103V102H139ZM196 103V102H195ZM242 103V102H241ZM254 103H255V101H254ZM19 104V103H18ZM17 104V105H18ZM27 104H29V102L27 103L26 102V105ZM32 104H33V102H32ZM38 104H40V103H37V105H35V102H34V105L35 106H38ZM66 104V103H65ZM74 104V103H73ZM81 104V103H80ZM80 104H78V105H80ZM247 105L246 106H248V103H246ZM251 104V103H250ZM249 104V105H250ZM253 104V103H252ZM251 104V105H252ZM15 105V104H14ZM34 105H33V107H34ZM57 105V104H56ZM130 105V104H129ZM143 105V104H142ZM229 105V104H228ZM227 105V106H228ZM250 105V106H251ZM16 106V105H15ZM24 106H25V104H24ZM24 106H22L23 108H25L26 110H27V108L26 107H24ZM31 106V105H30ZM58 106V105H57ZM128 106V105H127ZM131 106V105H130ZM197 106V105H196ZM241 106V105H240ZM242 106H243V103H242ZM263 106V105H262ZM6 107H7V104H6ZM20 107H21V105H20ZM32 107V106H31ZM33 107H32V109H33ZM66 107H67V105H66ZM76 107V106H75ZM74 107V108H75ZM225 107H226V105H225ZM229 107V106H228ZM227 107V108H228ZM260 107H261V105H260ZM4 108V107H3ZM2 108V109H3ZM8 108V107H7ZM9 108H11V106H9ZM185 108V107H184ZM244 108V107H243ZM248 108H250V107H248ZM247 108V109H248ZM259 108V107H258ZM258 108L256 109V110H258ZM262 108V107H261ZM67 109H69L68 107L66 108V110ZM73 109V108H72ZM245 109H246V107H245ZM244 109V110H245ZM253 109V108H252ZM10 110V109H9ZM182 110V109H181ZM180 110V111H181ZM241 110H242V108H241ZM259 110H261V109H259ZM258 110V111H259ZM263 110H264V108H263ZM1 111V110H0ZM4 111H6V108H5V110L3 109V111L2 112H4ZM143 111V110H142ZM179 111V112H180ZM243 111V110H242ZM17 112V111H16ZM19 112V111H18ZM61 112V111H60ZM135 113L137 112V111H134ZM141 112V111H140ZM182 112H184V114H186L185 113V111H183L182 110ZM186 112H187V110H186ZM195 112V111H194ZM241 112V111H240ZM257 112V111H256ZM262 112V111H261ZM4 113H6V112H4ZM11 113V112H10ZM21 113V112H20ZM37 113V112H36ZM131 113H133V112H131ZM130 113V114H131ZM143 114L144 113H146V112H142ZM141 113V114H142ZM196 113V112H195ZM35 114V113H34ZM175 114H176V112H175ZM179 114H181V113H179ZM193 114V113H192ZM0 115H2V114H0ZM5 115H7V114H4V116ZM12 115H13V113H12ZM16 115V114H15ZM20 115V114H19ZM23 115V114H22ZM28 115V114H27ZM30 115H31V113H30ZM133 117H134V115H136V114H131ZM147 115V114H146ZM151 115V114H150ZM178 115V114H177ZM189 115V114H188ZM10 116H11V114H10ZM130 116V115H129ZM243 115H241V117H242ZM15 117V116H14ZM172 117H175V116H172ZM245 117V116H244ZM244 117H242L243 119H244ZM20 118H21V116H20ZM19 118V119H20ZM157 118V117H156ZM155 118V119H156ZM161 118V117H160ZM159 117H158V119H160ZM164 118L165 117H163V120H164ZM169 118V117H168ZM167 117H166V119H168ZM241 118V119H242ZM261 118V117H260ZM8 119V118H7ZM16 119V118H15ZM21 119H23V118H21ZM20 119V120H21ZM172 119V118H171ZM170 119V120H171ZM263 119V118H262ZM12 120H14L13 118H12ZM174 120V119H173ZM245 120H247V119H245ZM244 120V121H245ZM250 120V119H249ZM8 121H11V119L10 120H8ZM16 121H17V119H16ZM158 121V120H157ZM161 121H162V119H161ZM168 121H169V119H168ZM167 121V122H168ZM172 121V120H171ZM254 121V120H253ZM253 121H252V123H250L251 121H248L250 124H248V126L249 125H251V124H253ZM259 121H261V120H259ZM19 122V121H18ZM122 122V121H121ZM173 122V121H172ZM243 122V120L241 121V123ZM263 122H264V120H263ZM13 123H14V121H13ZM120 123V122H119ZM118 123V124H119ZM240 123V124H241ZM244 123V122H243ZM246 123V122H245ZM258 123V122H257ZM256 123V124H257ZM15 124V123H14ZM14 124H12V125H14ZM17 124V123H16ZM9 125V124H8ZM7 125V126H8ZM18 125V124H17ZM23 125V124H22ZM124 125V124H123ZM122 124L120 125V126H123ZM164 125H166V124H164ZM226 125V124H225ZM242 125V124H241ZM6 126V125H5ZM20 126V125H19ZM26 126V125H25ZM32 126H33V124H32ZM119 126V125H118ZM119 126V127H120ZM126 126V125H125ZM244 126V125H243ZM254 126H255V124H254ZM12 128H13V130H14V127L13 126H11ZM229 127V126H228ZM235 127V126H234ZM250 127V126H249ZM252 127H253V125H252ZM251 127V128H252ZM15 128H16V126H15ZM116 128V127H115ZM114 128V129H115ZM122 128H124V127H122ZM237 128V127H236ZM260 128V127H259ZM262 128V127H261ZM17 129V128H16ZM32 129V128H31ZM35 129V128H34ZM117 129V131L119 130L118 128H116ZM115 129V130H116ZM125 129V128H124ZM129 129V128H128ZM227 129V128H226ZM233 129V128H232ZM241 129V128H240ZM37 130V129H36ZM122 130V129H121ZM127 130V129H126ZM130 130V129H129ZM244 130V129H243ZM11 131H12V129H11ZM15 131V130H14ZM17 131H19L18 129H17ZM17 131H15V132H17ZM32 131V130H31ZM30 131V132H31ZM34 131V130H33ZM89 131V130H88ZM123 131V130H122ZM238 131V130H237ZM247 131H249L248 129H247ZM254 131V130H253ZM14 132V133H15ZM93 132V131H92ZM91 132V133H92ZM112 132V131H111ZM110 132V133H111ZM120 133H121V131H119ZM165 132V131H164ZM243 132V131H242ZM246 132V131H245ZM252 132V131H251ZM34 133V132H33ZM40 133H41V131H40ZM83 133H85V132H83ZM82 133V134H83ZM119 133V134H120ZM124 133H126V132H124ZM129 133V132H128ZM160 133V132H159ZM159 133H157V134H159ZM168 133V132H167ZM237 133V132H236ZM38 134H39V132H38ZM46 134V133H45ZM105 134H107V133H105ZM117 134V133H116ZM172 134H174V136H175V139H177L179 136H181V134L179 135H177L178 137L176 138V135H175V133H172ZM183 134V133H182ZM193 134V133H192ZM191 134V135H192ZM218 134V133H217ZM228 134V133H227ZM231 134V133H230ZM235 134V133H234ZM248 135H249V133H247ZM5 135V134H4ZM4 135H2L3 137H4ZM12 135V134H11ZM15 135H16V133H15ZM37 135V134H36ZM103 135V134H102ZM109 135V134H108ZM111 135V134H110ZM109 135V138L108 139H111V140H113V141H115V137H113V136H110ZM118 135V134H117ZM161 135H162V133H161ZM160 134L158 135L159 136V138L161 139V136ZM164 135H166L167 136V134H166V132L162 135V137L164 136ZM170 134H168V136H169ZM196 135H198V134H196ZM214 135V134H213ZM243 135H244V133H243ZM13 136V138H14V135H12ZM80 136V135H79ZM83 136V135H82ZM85 136V135H84ZM92 136V135H91ZM90 136V137H91ZM135 136V135H134ZM153 136V135H152ZM184 136V135H183ZM187 136H188V133H187ZM216 136V135H215ZM231 136V135H230ZM2 137V138H3ZM10 136H7V138H9ZM95 137L96 136H94V138L93 139H95ZM98 137V136H97ZM121 137V135L119 136V138ZM140 137V136H139ZM171 137V136H170ZM182 137V136H181ZM190 137V136H189ZM217 137V136H216ZM228 137H229V135H228ZM1 138V137H0ZM13 138H9V139H13ZM74 138V137H73ZM76 138V137H75ZM122 138H124L123 137V134H122ZM122 138L121 139H119V140H121L122 141ZM136 138V137H135ZM143 138V137H142ZM163 138H165V137H163ZM184 138V137H183ZM245 138V137H244ZM4 139H5V137H4ZM4 139L2 140V141H4ZM103 139V138H102ZM116 139H118V138H116ZM124 139H126V138H124ZM136 139H138V138H136ZM135 139V140H136ZM141 139V138H140ZM151 139H153V138H151ZM1 140V139H0ZM128 140V139H127ZM130 140V139H129ZM134 140V139H133ZM132 140V142H134ZM139 140V139H138ZM154 140H156L157 141V139H155L154 138ZM166 140V139H165ZM178 140V139H177ZM191 140V139H190ZM197 140V139H196ZM228 140V139H227ZM234 140V139H233ZM9 141H11V140H9ZM9 141H7V142H9ZM117 141V140H116ZM229 141H230V138H229ZM228 141V142H229ZM237 141V139L235 140V142ZM128 142V141H127ZM135 142H137V141H135ZM142 142V141H141ZM152 142H153V140H152ZM151 142V143H152ZM185 142V141H184ZM204 142L205 141H198V143H196V144H191L190 142H189V144H187V143H183V142H181V141H173L172 139L170 140H166V142H164L163 140H162V142H161V144H159V146L161 147H165L164 149H166V150H170V151H173V152H182V153H187V154H189L190 152H193V151H195V153L197 152V151H202L203 150V148L206 146V145H209L210 147H215V143L214 144H212V143H210L209 141L207 142L208 144H204ZM240 142V141H239ZM107 143H108V141H107ZM110 143V142H109ZM114 143V142H113ZM112 143V144H113ZM123 143V142H122ZM139 143H140V141H139ZM143 143H144V141H143ZM146 143V142H145ZM144 143V144H145ZM2 144H4L3 142H2ZM2 144H0L1 146H4V145H2ZM11 144V143H10ZM10 144H8V145H10ZM60 144V143H59ZM61 144H63V143H61ZM74 144V143H73ZM93 144V143H92ZM111 144V143H110ZM121 144V143H120ZM125 144H127V143H125ZM129 144V146H130V143H128ZM242 144V143H241ZM260 144V143H259ZM258 144V145H259ZM262 144V143H261ZM58 145V144H57ZM115 145V144H114ZM131 145H132V143H131ZM153 145H154V147H155V142L153 143ZM244 145V144H243ZM0 146V147H1ZM7 146V145H6ZM4 147L5 149H7V148H10V146L9 147ZM120 146V145H119ZM122 146V145H121ZM123 146H124V143H123ZM134 146V145H133ZM262 146V145H261ZM12 147V146H11ZM16 147V146H15ZM49 147V146H48ZM48 147L47 148H45L46 150L48 149ZM64 147V146H63ZM62 147V148H63ZM67 147H68V145H67ZM73 147V146H72ZM125 147V146H124ZM159 147V148H160ZM259 147V146H258ZM3 148V147H2ZM58 149H59V147H57ZM131 148V147H130ZM162 148V149H163ZM256 148V147H255ZM4 149V150H5ZM11 149L12 148H10V150L9 151H11ZM51 149H52V144H51ZM51 149H48V150H50V151H52ZM54 149H56V148H54L53 147V150ZM61 149V148H60ZM59 149V150H60ZM214 149V148H213ZM254 149V148H253ZM259 149V148H258ZM262 149H264L263 147H262ZM8 150V149H7ZM7 150H5V151H7ZM20 150V149H19ZM22 150V149H21ZM44 150V149H43ZM46 150H45V152L43 153L42 152V154H36L37 155V157L35 156H33V158L30 160V161H28V165L27 166H29V165H34V164H36L38 161H39V159H40V157H50L51 158V156H50V154L48 153V152H46ZM58 150V151H59ZM62 150V149H61ZM66 150V149H65ZM1 151H3V149L1 150ZM14 151V150H13ZM67 151V150H66ZM69 151V150H68ZM25 152V151H24ZM40 152V151H39ZM38 152V153H39ZM63 152V151H62ZM262 152H263V150H262ZM261 152V153H262ZM26 153H29V155L31 154L30 152H26ZM41 153V152H40ZM54 153H56L55 152V150H54ZM53 153V154H54ZM60 153V152H59ZM194 153V152H193ZM264 153V152H263ZM262 153V154H263ZM5 154H6V152H5ZM8 154V153H7ZM15 154V153H14ZM12 155V154H9V155H0V161L2 162V163H4V161L5 162H10V163H6V164H11V167H15V169H13V176L14 177H16L17 178V180L19 179H21V176H22V169H19V168H16L17 166H16V163L19 161V157L17 156V154H15V155ZM20 154V153H19ZM52 154V155H53ZM61 154V153H60ZM67 154V153H66ZM65 154V155H66ZM177 154V153H176ZM24 155V154H23ZM163 155V154H162ZM167 155V154H166ZM193 155V154H192ZM202 155V154H201ZM264 155V154H263ZM262 155V156H263ZM15 156H17V157H15ZM19 156H21V154L19 155ZM64 156V155H63ZM180 156V155H179ZM190 156V155H189ZM181 157V156H180ZM227 157V156H226ZM22 157H20V159H21ZM28 157H25L24 158V156H23V158H22V160L24 161L25 159H27ZM41 158V159H42ZM58 158V157H57ZM171 158V157H170ZM184 158H185V156H184ZM264 158V157H263ZM40 159V160H41ZM47 159V158H46ZM49 159V158H48ZM61 159V158H60ZM63 159V158H62ZM176 159V158H175ZM178 159V158H177ZM188 159V158H187ZM193 159V158H192ZM200 159H202V158H200ZM215 159V158H214ZM226 159V158H225ZM2 160H4V161H2ZM179 160H181V158H179ZM185 160V159H184ZM21 161V160H20ZM22 161V162H23ZM42 161V160H41ZM40 161V162H41ZM27 162V161H26ZM25 162V163H26ZM63 162H65V161H63ZM189 162H190V159H189ZM261 162H262V160H261ZM30 163V164H29ZM20 164V163H19ZM23 164V163H22ZM22 164H21V166H22ZM37 164H40V163H37ZM186 164V163H185ZM258 164V163H257ZM263 164H264V162H263ZM26 166V167H27ZM39 166V165H38ZM186 166V165H185ZM10 167V168H11ZM19 167V166H18ZM26 167H24V168H26ZM260 165H259V169H260ZM2 168V167H1ZM35 168V167H34ZM39 168V167H38ZM36 169V168H35ZM262 169H263V166H262ZM131 170V169H130ZM4 171V170H3ZM28 171V170H27ZM26 171V172H27ZM38 171V170H37ZM112 171H114L115 172V170H112ZM119 171V170H118ZM137 171V170H136ZM135 171V172H136ZM260 171V170H259ZM262 171V170H261ZM29 172L30 171H28V174H29ZM32 173V172H31ZM108 174L110 173V172H107ZM113 173V172H112ZM117 173V172H116ZM115 173V174H116ZM137 173V172H136ZM28 174H27V176H28ZM103 174V173H102ZM122 174V173H121ZM125 175V174H124ZM123 174L121 175V176H124ZM138 175V174H137ZM13 176H11L12 178H14ZM99 176V175H98ZM104 176H106L107 177V174L106 175H104ZM109 176V175H108ZM113 176V175H112ZM116 176V175H115ZM120 176V177H121ZM114 177V176H113ZM7 178V177H6ZM16 178H15V180H16ZM28 178H29V176H28ZM111 178V177H110ZM110 178H108V179H110ZM123 178V177H122ZM125 178V177H124ZM123 178V179H124ZM208 178V177H207ZM104 179H105V177H104ZM27 180V179H26ZM106 180V179H105ZM113 180V179H112ZM125 180H126V178H125ZM13 181H14V179H13ZM104 181V180H103ZM108 181V180H107ZM106 181V182H107ZM129 181V180H128ZM144 181V180H143ZM4 182V181H3ZM8 182V181H7ZM10 182V181H9ZM24 182V181H23ZM23 182H21V183H23ZM102 182V181H101ZM121 182V181H120ZM119 182V183H120ZM130 182V181H129ZM12 183V182H11ZM15 183V182H14ZM20 183V184H21ZM98 183V182H97ZM128 183V182H127ZM239 183V182H238ZM123 184V183H122ZM129 184V183H128ZM0 185H1V183H0ZM8 185H10V184H8ZM23 185V184H22ZM102 185V184H101ZM106 185H107V183H106ZM105 185V186H106ZM111 185V184H110ZM114 185V184H113ZM118 185V184H117ZM124 185V184H123ZM16 186V185H15ZM105 186H104V188H105ZM108 186V185H107ZM115 186V185H114ZM113 186V187H114ZM119 186V185H118ZM4 187V186H3ZM19 187H20V185H19ZM18 186H17V188H19ZM98 188L100 187V185H98L97 186ZM110 187H112V186H110ZM109 187V188H110ZM120 187V186H119ZM127 187V186H126ZM129 187V186H128ZM135 187V186H134ZM196 187V186H195ZM215 187V186H214ZM222 186H220L219 188H221ZM224 187H226L227 188V186H224ZM233 187H234V185H233ZM5 188V187H4ZM4 188H3V190H1L0 189V191H4ZM12 188V187H11ZM11 188H9V189H11ZM103 188V187H102ZM104 188H103V190H104ZM122 188V187H121ZM180 188V187H179ZM97 189V188H96ZM96 189H95V191H96ZM124 189V188H123ZM128 189V188H127ZM211 189H213V192H214V189H218V187H216V188H213V186L212 187H210V188H206L205 189V191L207 190H209V191H211ZM257 189V188H256ZM15 190V189H14ZM18 190V189H17ZM98 191L100 190L101 191V189H97ZM113 190H114V188H113ZM122 190V189H121ZM120 190V191H121ZM131 190V189H130ZM134 190V189H133ZM177 190V189H176ZM223 189H221V191H222ZM228 190V189H227ZM226 190V191H227ZM7 191V190H6ZM5 191V192H6ZM81 191V190H80ZM92 191H94V190H90V192L91 193H93ZM104 191H107V190H104ZM117 191V190H116ZM127 191V190H126ZM174 191H175V189H174ZM206 191V192H207ZM254 191H255V189H254ZM2 192H0V195H1V193ZM78 192V191H77ZM89 192V191H88ZM103 192V191H102ZM108 192V191H107ZM117 192H119V190L117 191ZM117 192H116V194H117ZM138 192V191H137ZM213 192L211 191L210 193L211 194H213ZM218 192V191H217ZM239 192V191H238ZM247 192V191H246ZM261 192V191H260ZM9 193L11 194V192L9 191ZM106 193V192H105ZM105 193H101V194H99V195H101L100 197H104L105 196V198H103V200H108L107 198H106V195H105ZM114 193H115V191H114ZM120 193V192H119ZM199 193V192H198ZM205 193V192H204ZM203 193V195H205ZM207 193H209V192H207ZM220 193V192H219ZM259 193V192H258ZM109 194V193H108ZM111 194V193H110ZM110 194H109V196H107L108 198H110L111 199V197H110ZM113 194V193H112ZM120 194H122L123 195V193H120ZM127 194V193H126ZM138 194V193H137ZM149 194V193H148ZM216 194V193H215ZM244 194V193H243ZM8 195V194H7ZM59 195V194H58ZM93 195V194H92ZM114 195V194H113ZM135 195V194H134ZM178 195V194H177ZM210 195V194H209ZM235 196H236V194H234ZM240 195V194H239ZM245 195H247V194H245ZM65 196V195H64ZM94 196L95 195H93V198H94ZM117 196H119L118 194H117ZM125 196V195H124ZM124 196L122 197L121 195H120V197L118 198L117 197V200H114L116 203L117 202H121L122 200H125L124 199ZM127 197H125V198H127L125 201H127L128 200V195H126ZM133 196V195H132ZM200 196H202V195H200ZM243 196V195H242ZM99 197V196H98ZM190 197V196H189ZM188 197V198H189ZM194 197H196V196H194ZM245 197V196H244ZM254 197V196H253ZM256 197L257 196H255L254 197V199L256 200ZM262 197V196H261ZM7 198H9V197H7ZM5 196H4V200L5 199H7ZM10 198H12V197H10ZM53 198V197H52ZM66 198V197H65ZM64 198V199H65ZM89 198V197H88ZM113 198V197H112ZM131 198V197H130ZM129 198V199H130ZM198 198V197H197ZM229 198H231V197H229ZM228 198V199H229ZM234 198V197H233ZM258 198V197H257ZM60 199V198H59ZM59 199H58V201H59ZM63 199V198H62ZM62 199H60L61 201H62ZM63 199V200H64ZM78 199H81V197L80 198H78ZM95 199H97V195H96V198ZM114 199V198H113ZM115 199H116V196H115ZM166 199V198H165ZM241 199V198H240ZM259 199H260V197H259ZM258 199V200H259ZM4 200H1L0 199V216L2 217V216H4V215H8L9 214V212L10 211H12L11 209V207L10 206H7L8 204H6L5 205V203H4ZM8 200V199H7ZM7 200H5V201H7ZM57 200V199H56ZM66 200V199H65ZM71 200H74V199H71ZM184 200V199H183ZM185 200H186V197H185ZM188 200V199H187ZM196 200V199H195ZM202 200V199H201ZM234 200V199H233ZM236 200V199H235ZM239 200V199H238ZM258 200H256V201H258ZM57 201V202H58ZM60 201V202H61ZM113 201V200H112ZM113 201V202H114ZM172 201V200H171ZM200 201V200H199ZM229 201H230V199H229ZM261 201V200H260ZM12 202V201H11ZM11 202H9V203H11ZM29 202V201H28ZM27 202V203H28ZM53 202V201H52ZM54 202H55V200H54ZM68 202V201H67ZM70 202V201H69ZM90 202H92V201H89V203ZM114 202V203H115ZM163 202V201H162ZM184 202V201H183ZM194 202V201H193ZM203 202V201H202ZM227 202V201H226ZM231 202V201H230ZM235 201H233V203H234ZM264 202V201H263ZM262 202V203H263ZM14 203V202H13ZM16 203V202H15ZM14 203V204H15ZM24 203V202H23ZM26 203V202H25ZM63 202H61V204H62ZM83 203V202H82ZM110 203V202H109ZM142 203V202H141ZM140 203V204H141ZM165 203V202H164ZM189 203V202H188ZM196 203H197V201H196ZM204 203V202H203ZM241 203V202H240ZM250 203V202H249ZM252 203V202H251ZM261 203V204H262ZM36 204H37V202H36ZM35 204V205H36ZM46 204V203H45ZM79 204V203H78ZM108 204V203H107ZM112 204V203H111ZM136 204V203H135ZM134 204V205H135ZM179 204V203H178ZM183 204V203H182ZM185 204V203H184ZM187 204V203H186ZM185 204V205H186ZM191 204H193V203H191ZM194 204H195V202H194ZM193 204V205H194ZM244 204V203H243ZM243 204H241V205H243ZM247 204V203H246ZM253 204V203H252ZM261 204H260V206H248L249 208H247V209H240V208H237V207H232L231 208V210H229L228 212H226V213H224L223 215H221V213H220V217H218V218H216V219H214V221H208V222H210L209 224L207 223V224H205V225H207V226H204L205 227V230L206 231H208V234H209V230H214L215 228H217V227H221L220 225H224V224H226L225 226H223L224 227V229H225V227H227L228 228V225H227V223H231L232 221H237L238 219V221H240L241 220V218H243L242 220L244 221L245 220V218L244 217H250L251 219L252 218H255V217H251L255 212H257L256 214H259V211H260V214H261V210H263V208H264V205H262L261 206ZM264 204V203H263ZM34 205V204H33ZM53 205H55V203H53ZM80 205V204H79ZM90 205V204H89ZM88 205V206H89ZM96 205V204H95ZM102 205V204H101ZM113 205V204H112ZM111 205V206H112ZM124 205V204H123ZM143 205V204H142ZM197 205V204H196ZM231 205H233V204H231ZM237 205V204H236ZM235 205V206H236ZM6 206V207H5ZM30 206H31V204H30ZM43 206H44V204H43ZM43 206H41V205H39L37 208L35 207V209L34 210H31L30 212H29V214L31 215L30 216V218L32 217V215H34V214H36V213H38V212H40L41 210L40 209H42L43 208ZM47 206H48V204H47ZM57 205H55V207H56ZM64 206V205H63ZM67 206V205H66ZM65 206V207H66ZM69 206V205H68ZM91 206V205H90ZM103 206H105V205H103ZM110 206V207H111ZM114 206V205H113ZM228 206V205H227ZM234 206V205H233ZM7 207H10V208H7ZM16 207H17V204H16ZM22 207V206H21ZM20 207V208H21ZM45 207H46V205H45ZM65 207H64V209H65ZM93 207V206H92ZM115 207V206H114ZM118 207V206H117ZM121 207H122V205H121ZM182 207V206H181ZM238 207H240V206H238ZM254 207V208H253ZM23 208V207H22ZM25 208H26V206H25ZM47 209H48V207H46ZM63 208V207H62ZM90 208V207H89ZM97 208V207H96ZM128 208H129V206H128ZM142 208H144V207H142ZM242 208V207H241ZM17 209H18V207H17ZM73 209H74V206H73ZM86 209V208H85ZM99 209V208H98ZM119 209H122V208H120L119 207ZM134 209V208H133ZM167 209H169L170 210V207L169 208H167ZM174 209V208H173ZM177 209V208H176ZM183 209V208H182ZM187 209V208H186ZM227 208H225V210H226ZM16 210V209H15ZM42 210H46V209H42ZM51 210H52V208H51ZM62 210L63 209H61V212H62ZM70 209H68V212L70 213V211H71V213H72V209L69 211ZM78 210H79V208H78ZM100 210V209H99ZM117 210V209H116ZM130 210V209H129ZM171 210H172V208H171ZM179 210V209H178ZM27 211V210H26ZM25 211V212H26ZM59 212H60V209L58 210ZM74 211H75V209H74ZM101 211V210H100ZM159 211V210H158ZM161 211V210H160ZM159 211V212H160ZM180 211V210H179ZM264 211V210H263ZM21 212V211H20ZM55 212V211H54ZM67 211H65V213H66ZM68 212L66 213L67 214V216H68ZM129 212V211H128ZM133 211L131 210V213H132ZM166 212V211H165ZM172 212H173V210H172ZM178 212V211H177ZM11 213V212H10ZM15 213H16V211H15ZM41 213H42V211H41ZM64 213V212H63ZM74 213V212H73ZM77 213H78V211H77ZM77 213H75V214H77ZM167 213V212H166ZM43 214V213H42ZM55 214H56V212H55ZM86 214H88V213H86ZM92 214V213H91ZM157 214V213H156ZM168 214V213H167ZM170 214V213H169ZM212 214V213H211ZM215 214V213H214ZM27 215V214H26ZM57 215V214H56ZM60 215V214H59ZM65 215V214H64ZM70 215V214H69ZM79 215H81V217L83 216L82 214H81V212H80V214ZM89 215V214H88ZM96 215V214H95ZM162 215V214H161ZM23 216V215H22ZM37 216V215H36ZM39 216V215H38ZM41 216V215H40ZM61 216V215H60ZM91 216V215H90ZM158 216V215H157ZM200 216V215H199ZM202 216V215H201ZM205 216H206V214H205ZM253 216H255V215H253ZM258 216V215H257ZM15 217V216H14ZM20 217V216H19ZM56 217V216H55ZM73 217V216H72ZM75 217H77V216H75ZM80 217V220H82V218ZM92 217V216H91ZM91 217H89V218H91ZM198 217V216H197ZM207 217V216H206ZM212 217H213V215H212ZM212 217H210V219L212 218ZM16 218H18V217H16ZM23 218H24V216H23ZM26 218V217H25ZM37 218V217H36ZM57 218V217H56ZM59 218V217H58ZM62 218V217H61ZM71 218V217H70ZM74 218V217H73ZM72 218V219H73ZM95 218V217H94ZM99 218V217H98ZM204 218V217H203ZM215 218V217H214ZM247 218V219H248ZM249 218V219H250ZM15 219V218H14ZM13 219V220H14ZM22 219V218H21ZM44 219H45V217H44ZM53 219V218H52ZM55 219V218H54ZM62 219H64V220H66V216L64 217V218H62ZM62 219H60L59 218V221H61ZM68 219V218H67ZM77 219L79 220V218L77 217ZM97 219V218H96ZM209 219V218H208ZM209 219V220H210ZM18 220H19V218H18ZM18 220H16V221H18ZM27 220V219H26ZM35 220V219H34ZM74 220H76V218L74 219ZM90 220H92V219H90ZM94 220V219H93ZM92 220V221H93ZM203 221H201V222H205L204 221V219H202ZM257 220V219H256ZM6 221V220H5ZM39 221V220H38ZM41 221V220H40ZM58 221V220H57ZM58 221V222H59ZM71 221V220H70ZM234 221V222H235ZM11 222V221H10ZM29 222V221H28ZM42 222H44V221H42ZM41 222V223H42ZM52 222V221H51ZM54 222V221H53ZM52 222V223H53ZM94 222V221H93ZM199 222V221H198ZM200 222V223H201ZM233 222V223H234ZM242 222V221H241ZM241 222H240V224H241ZM1 223V222H0ZM16 223V222H15ZM19 223V222H18ZM56 223V222H55ZM85 223H86V221H85ZM185 223V222H184ZM195 223V222H194ZM233 223L232 224H229V227L232 225L233 226ZM236 223V222H235ZM235 223H234V225H235ZM239 222H237V224H238ZM243 223V222H242ZM245 223V222H244ZM10 224V223H9ZM31 224V223H30ZM72 224H76V223H74V222H72ZM81 224V223H80ZM83 224V223H82ZM180 224V223H179ZM178 224V225H179ZM196 224H197V222H196ZM236 224V225H237ZM259 223H257V225H258ZM33 225V224H32ZM93 225V224H92ZM166 225V224H165ZM181 226H183L182 224H180ZM200 225V224H199ZM256 225V226H257ZM262 225V224H261ZM180 226V227H181ZM66 227V226H65ZM168 227V226H167ZM175 227V226H174ZM178 227V226H177ZM195 227V226H194ZM239 227V226H238ZM258 227V226H257ZM161 228H162V226H161ZM171 228V227H170ZM173 228V227H172ZM171 228V229H172ZM236 228V227H235ZM47 229V228H46ZM102 229V228H101ZM198 229V228H197ZM204 229V228H203ZM237 229V228H236ZM41 230V229H40ZM44 230V229H43ZM56 230H58V229H56ZM169 230V229H168ZM217 230H218V228H217ZM217 230H214L215 232L217 231ZM220 230V229H219ZM218 230V231H219ZM221 230H222V228H221ZM23 231H24V229H23ZM49 231V230H48ZM197 231H199V230H197ZM196 231V232H197ZM205 231V232H206ZM228 231V230H227ZM232 231V230H231ZM251 231V230H250ZM252 231H254V230H252ZM25 232V231H24ZM30 232V231H29ZM35 232H37V231H35ZM34 232V233H35ZM52 232V231H51ZM50 232V233H51ZM172 232V231H171ZM203 232H204V230H203ZM237 232V231H236ZM255 232V231H254ZM256 232H258L257 231V228H256ZM255 232V233H256ZM20 233V232H19ZM249 233V232H248ZM251 233H253V232H251ZM21 234H23V233H21ZM32 234V233H31ZM52 234V233H51ZM164 234V233H163ZM169 234V233H168ZM205 234V233H204ZM210 234H211V232H210ZM213 234V233H212ZM229 234V233H228ZM234 234H235V232H234ZM246 233H244V236H248V238H249V235H245ZM29 235H30V233H29ZM29 235H28V237H29ZM33 235V234H32ZM166 235H167V233H166ZM170 235H171V233H170ZM173 235V234H172ZM215 235V234H214ZM219 235H221V237H222V234H219ZM225 235V234H224ZM231 235V234H230ZM251 235V234H250ZM255 234H253V236H254ZM257 235V234H256ZM260 235H262L261 233H260ZM264 235V234H263ZM262 235V236H263ZM213 236V235H212ZM236 237H234V238H236V241H237V239H238V236L237 235H235ZM243 236V235H242ZM241 236V237H242ZM261 236V237H262ZM17 237V236H16ZM26 237H27V235H26ZM31 237V236H30ZM166 238H167V236H165ZM172 237V236H171ZM170 237V238H171ZM175 237V236H174ZM173 237V239H175ZM214 237V236H213ZM215 237H218V236H215ZM250 237H252V235L250 236ZM257 237H259V236H257ZM260 237V238H261ZM46 238V237H45ZM123 238V237H122ZM169 238V239H170ZM204 238V237H203ZM219 238H220V236H219ZM253 238V237H252ZM251 238V239H252ZM23 239V238H22ZM27 239V238H26ZM38 239V238H37ZM48 239H52V238H48ZM53 239H54V236H53ZM57 239V238H56ZM117 239H119V238H117ZM130 239V238H129ZM138 239V238H137ZM137 239H135V241L137 240ZM172 239V238H171ZM170 239V240H171ZM202 239V238H201ZM205 239V238H204ZM208 239V238H207ZM222 239V238H221ZM239 239H240V237H239ZM247 239V237H245V239H241V241L242 240H246ZM19 240H21V239H19ZM25 240V239H24ZM108 240H110V239H108ZM108 240H106V241H108ZM123 240H124V238H123ZM132 240V239H131ZM134 240V239H133ZM133 240H132V242H133ZM161 240H163V239H161ZM165 240V239H164ZM200 240V239H199ZM213 239H211L210 241L211 242H213L212 241ZM230 240V239H229ZM228 240V241H229ZM255 240V239H254ZM253 240V241H254ZM256 240H258V239H256ZM261 240V239H260ZM12 241V240H11ZM15 241H16V239H15ZM17 241H18V239H17ZM33 241H35V240H33ZM32 241V242H33ZM105 241V243H108V242H106ZM173 241V240H172ZM198 241V240H197ZM196 241V242H197ZM205 241V240H204ZM209 241V240H208ZM233 241V240H232ZM235 241V240H234ZM244 241H243V243H244ZM9 242V241H8ZM18 242H20V241H18ZM22 242H23V240H22ZM29 242V241H28ZM49 242V241H48ZM74 242V241H73ZM131 242V241H130ZM144 242V241H143ZM161 242V241H160ZM170 242V241H169ZM201 242H202V240H201ZM200 242V243H201ZM210 242V243H211ZM216 242H217V240H216ZM219 242V241H218ZM217 242V243H218ZM225 242V241H224ZM223 242V240H222V243H224ZM230 242H231V240H230ZM249 242V241H248ZM251 242H252V240H251ZM262 242V241H261ZM264 242V241H263ZM2 243V242H1ZM50 243V242H49ZM110 243H112V242H110ZM127 243V242H126ZM139 242H137V244H138ZM147 243V242H146ZM159 243V242H158ZM168 243V242H167ZM166 243V244H167ZM198 243H199V241H198ZM209 243V242H208ZM209 243V244H210ZM228 243V242H227ZM227 243H226V246H227ZM237 243V242H236ZM239 243V242H238ZM22 245H24L23 243H21ZM27 245H28V243H26ZM35 245H36V242L34 243ZM54 244V243H53ZM131 244V243H130ZM129 244V245H130ZM136 244V245H137ZM140 244V243H139ZM161 244V243H160ZM164 244H165V242H164ZM163 244V242H162V245L161 246H163L164 245ZM208 244V245H209ZM214 244V243H213ZM213 244H212V246H213ZM233 244V243H232ZM231 244V245H232ZM241 244H242V242H241ZM240 244V245H241ZM248 244H251V243H248ZM262 244H264V243H262ZM31 245V244H30ZM68 245V244H67ZM70 245V244H69ZM134 245H135V243H134ZM141 245V244H140ZM207 244H206V246H208ZM216 245V244H215ZM219 245V244H218ZM234 245V244H233ZM246 245V244H245ZM21 246V245H20ZM25 246V245H24ZM33 246V245H32ZM31 246V247H32ZM115 246V245H114ZM144 246V245H143ZM150 246H153V245H150ZM190 246V245H189ZM244 246V245H243ZM2 247V246H1ZM27 247V246H26ZM60 247H63V246H60ZM134 247V246H133ZM141 247H142V245H141ZM140 247V248H141ZM187 247V246H186ZM216 247H218V246H216ZM215 247V248H216ZM221 247V246H220ZM236 247V246H235ZM239 247V246H238ZM25 248V247H24ZM79 248V247H78ZM214 248V249H215ZM229 248V247H228ZM22 249V248H21ZM63 248H61V250H62ZM65 249V248H64ZM124 249V248H123ZM123 249H121V250H123ZM129 249V248H128ZM134 249V248H133ZM144 249V248H143ZM150 249H154V248H150ZM149 249V250H150ZM216 249H219V247L218 248H216ZM81 250V249H80ZM120 250V249H119ZM156 250V249H155ZM160 250V249H159ZM203 250V249H202ZM202 250H200V251H202ZM222 250V249H221ZM14 251V250H13ZM17 251V250H16ZM63 251V250H62ZM76 251V250H75ZM75 251H73V252H75ZM141 251H145V250H141ZM140 251V252H141ZM185 250H183V252H184ZM188 251V250H187ZM187 251H185V253L187 252ZM205 251V250H204ZM219 251V250H218ZM231 251V250H230ZM4 252V251H3ZM8 252H10V251H8ZM7 252V254H9ZM71 253H70V256L74 259L75 258V256H77L78 254H79V252L78 251H76L77 252V255H76V252H75V256L72 254L73 252L72 251H70ZM81 252V251H80ZM84 252V251H83ZM83 252L81 253V254H83ZM138 252V251H137ZM157 252V251H156ZM176 252V251H175ZM222 253L223 251H219V253ZM225 252V251H224ZM223 252V253H224ZM20 253H21V251H20ZM124 253H126V252H124ZM124 253H123V255H124ZM141 253H143V252H141ZM140 253V254H141ZM155 253V252H154ZM188 253V252H187ZM196 253V252H195ZM200 253H202V252H200ZM199 253V254H200ZM210 253H211V251H210ZM3 254V253H2ZM63 254V253H62ZM69 254V253H68ZM81 254H79L77 257H79ZM132 254V253H131ZM137 254H139V253H137ZM145 255L147 254V252H145L144 253ZM143 254V255H144ZM150 254H151V252H150ZM150 254H148V255H150ZM192 254V253H191ZM198 254V253H197ZM204 254V253H203ZM6 255V254H5ZM4 254L3 255H1L0 257H3V256H5ZM17 255V254H16ZM61 255V254H60ZM129 255V254H128ZM142 254H141V258H142V256H143ZM163 255V254H162ZM193 255H195V254H193ZM11 256V255H10ZM14 256V255H13ZM69 255L67 256V259H68V257H70ZM74 256V257H73ZM83 256V255H82ZM195 256H197V255H195ZM199 256V255H198ZM206 256V255H205ZM204 256V257H205ZM8 257V256H7ZM76 257V258H77ZM84 257H86V256H84ZM127 257V256H126ZM126 257H125V259H126ZM137 257H139V255L137 256L136 255V258ZM162 257V256H161ZM192 257V256H191ZM6 258V257H5ZM5 258H4V261H3V263H5ZM10 258V257H9ZM13 258V257H12ZM15 258V257H14ZM71 258V259H72ZM75 258V259H76ZM80 259L81 258H83V257H79ZM133 258V257H132ZM131 257H130V259H132ZM163 258V257H162ZM70 260L71 262L72 261H74V260ZM135 259V258H134ZM145 259V258H144ZM158 259H160L159 258V256H158ZM196 259V258H195ZM133 260V259H132ZM137 260H139V259H137ZM137 260H133L132 262L134 263V261L135 262H138ZM142 260V259H141ZM173 260V259H172ZM177 260V259H176ZM66 261H68L69 262V259L68 260H66ZM75 261H79L80 262V260H78V259H76ZM83 261V260H82ZM86 261V260H85ZM140 261V260H139ZM147 261V260H146ZM153 261V260H152ZM158 261V260H157ZM165 261V260H164ZM169 261H171V260H169ZM169 261H165L164 262V264H167V262H169ZM8 263H6V264H9V262H11V261H7ZM71 262H69V264L71 263ZM84 262V261H83ZM129 262H130V260H129ZM129 262H127V263H129ZM141 262H143V261H141ZM140 262V263H141ZM150 263H152L151 261H149ZM155 262V261H154ZM161 262V261H160ZM172 262V261H171ZM174 262V261H173ZM179 262V261H178ZM184 262V261H183ZM249 262V261H248ZM251 262V261H250ZM249 262V263H250ZM0 263H2V261L0 262ZM73 263V262H72ZM77 263V262H76ZM146 263H148V261L146 262ZM145 263V264H146ZM159 263V262H158ZM177 263V262H176ZM185 264L187 263L186 261L184 262ZM183 263V264H184ZM188 263H189V261H188ZM256 263H258V262H256ZM11 264H12V262H11ZM84 264V263H83ZM131 264V263H130ZM134 264H137V263H134ZM142 264V263H141ZM156 264V263H155ZM174 264V263H173ZM181 264V263H180ZM248 264V263H247ZM251 264H252V262H251Z\"/></svg>",
	"mask_w": 264,
	"mask_h": 264
}]
</instances>
